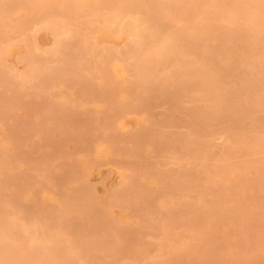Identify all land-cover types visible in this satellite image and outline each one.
Masks as SVG:
<instances>
[{
	"label": "rangeland",
	"instance_id": "374dc122",
	"mask_svg": "<svg viewBox=\"0 0 264 264\" xmlns=\"http://www.w3.org/2000/svg\"><path fill=\"white\" fill-rule=\"evenodd\" d=\"M53 1H57V0L48 1V3L49 2L52 3V5L51 3H49L50 4L49 6L51 7L45 8L48 4L46 3L45 4L46 6L45 5L42 6L43 10L41 7H40L41 9L39 8L43 12L42 11L39 12V10H36V9L35 11L33 10V13L35 12L33 15H36V16L32 15V18H33L32 22L29 21L31 19H29L28 16H30L31 18V15L29 14V12H27V11H31V14H32V10H30V8L27 7L28 3L26 2V0H20V1L19 0L18 1L17 0H5V6H4L5 9L0 11V13L2 12L1 14L2 16L5 14V16H3L4 20H2L3 18L0 15L1 21H3V23L0 24V43H1L0 45L1 46L3 45L2 44V41H3L5 46H8L10 44H11L10 46H12V43H13L14 46L12 47L16 48V49L11 48V52L8 54V56H6V54L4 55V53H1L2 52L1 50L5 47L2 46L3 48L0 50V53L3 54V55L0 54L1 56L0 58V160H1V163H3V164L0 163V165H2L0 167V247H1L0 248V260L3 259L0 262V264H17L19 262H20L19 264H24L23 263L24 260L20 259L22 261L21 262L19 258H16V257L18 256L20 257L22 255L21 258L23 259L26 258V255L28 254L29 249H31L33 246L34 248H32L30 251L32 250L34 251L37 249V251L40 250V253H41V250L43 249L41 253L42 255L40 254L41 256L43 255L45 256V253H47V252L43 253V251L45 250L49 251L50 249L54 250V252L51 251V254L53 252V255L47 256V254L50 253L48 252L46 254L47 257L45 256L43 257V260L41 258L42 261L41 260L39 261L40 257L39 259H37L39 254H37L36 256H33L34 254L32 255L31 253L32 260L30 261H33V262L30 263L28 259L30 256L29 257L27 256L28 260L26 261L28 262L24 261L25 264H45V263L49 264L52 258L58 257L59 259L64 260L65 258L67 259L68 256L69 258L67 260L69 261H66V260L65 261L69 263L70 261L73 260L74 262H71L72 264L73 263L74 264L76 263L77 264H81V263L82 264H148V263L151 264V262L155 264V262L152 261L155 259L157 262L156 264H160L164 262L165 261L164 259H166L165 262L172 259L171 260L172 262L168 261L169 264L170 262L171 264L173 263L174 264H264V195H263L264 194V174H263L264 170L262 167L263 165L261 163L264 160V99L262 98L264 97V38H263L264 37V17L260 18L259 20L260 22L258 21L255 24L256 26L254 25V23L248 21L247 19L249 15L257 11V8L255 7V5L257 4V1L252 0L251 3H249V2H246L245 0H196L199 3L201 2L199 4L198 2L196 3L195 0H192V1L188 0L191 2H188L186 0L188 3H190L191 6H189V4L184 0H169L167 3L163 5V8L160 9V12L158 11L157 13L155 11L153 12L156 14L155 16H157L156 17L157 21L158 22L160 21L161 23L163 22L166 25L164 26V24L162 23L159 26L161 27V25H163L165 30H163V27L159 28V30H155L156 32L157 31L160 32L161 33L160 35L162 36L158 37L157 34L159 33H156L155 31H153L154 30L153 27L152 28L147 27V30L145 29L144 34H145V37L147 35L149 37L147 36V38L141 39L142 43H144L141 45H139L141 41H140V38L138 37H131L133 35H130V36L128 35L129 38H133L130 40L125 34L124 35L126 37L122 34L118 35L119 36L118 37L117 35L114 34V32L111 33L109 30L111 29V31H113L112 27L110 28V25L112 24L108 25L110 29L106 28L108 27L107 25H105L107 23H103L101 18L105 16L108 17L113 13V6L112 4L110 5V3L113 2V0L103 1L101 2L103 4L100 3L101 4L100 5L98 3L95 6L98 12L102 13L100 14V17L97 20H93V19H96L94 17L96 16L95 12L94 13L92 12L94 11L93 8L92 9L89 8L90 10L87 8L90 11V13L88 12L87 9H85L86 10V13L84 12L85 14L80 13V15L82 16H79V18L77 19L78 23L76 21L73 22L74 18H72V23L75 25L73 24L70 25L73 29L70 28L72 29L71 30L72 32L70 31L71 34H69V36H66L67 34L66 30L64 31L63 24L62 25L60 24L62 21L61 19H63V17L61 15L59 17V13L57 15H54L55 17L56 16L58 17H56L55 19L57 21H55L56 25L53 26L54 27L53 30L51 29L52 27L50 28L49 26H47V24L48 25L50 24L45 22L42 19L43 17L42 14L50 16L52 9L50 10V12H47V9L48 8L50 9L55 6ZM146 1L151 2V0H146ZM152 1H154L155 6L157 7L159 6L158 2L159 3L161 2V0H152ZM210 1L211 3L208 4V2ZM22 2L23 3L25 2L24 6L21 5ZM181 2L182 3L185 2L189 6V10H188V6L184 3L181 4ZM260 2H259V5L261 4ZM262 4L264 5V0H262ZM102 5L104 9L101 8ZM176 5H178V7ZM185 6L187 7V9H185L186 8ZM26 7L28 10L26 9ZM180 7H181V11H180ZM44 8L46 9L47 13L44 11L45 10ZM138 8L139 9L135 8L138 10V12H136V10L134 9L130 12H127V14L131 13L132 15L129 17L136 18L138 16V18L142 20L143 18L142 16L144 15L143 8L142 7L141 8L138 7ZM175 8L178 9L177 13H176L177 10H174ZM182 8L184 9L182 10ZM99 10H102V12ZM185 10H187V13H185ZM37 11L39 13L41 12L42 13L39 14L37 13ZM168 11L169 13H167ZM173 11L175 12V14ZM87 12L89 16L92 14H95V15L92 16L93 18L88 20L90 17L87 15ZM164 12L166 13V16ZM171 12L173 13L171 14ZM159 13H160V18H163V19H160L158 17ZM206 13H208L209 17L205 18V16H207ZM24 14H25L24 18L29 19L28 20L29 24H27L26 27H23L24 29L18 27L19 29L13 30L15 29L13 27L14 24L16 23L15 21L21 20ZM72 14H73L72 17L77 16V14L75 13H72ZM179 14L180 16L182 14H185L183 15L185 17L182 16L185 19L183 20L184 24L182 25L180 23H183L182 21L183 18L181 17V21H178V19H180ZM85 15L89 17L88 19H84L87 21V22L85 21V24L88 26H85L83 22L84 21L83 18ZM128 15L125 14L126 17ZM161 15H164V17H161ZM129 17L127 19H131ZM223 17L225 18L228 17L229 19L228 18L225 19ZM57 18L58 19L60 18L61 21H59ZM80 19H82L83 21H81ZM124 19L127 21L126 18ZM124 19L122 17L121 20L125 22ZM42 20L44 21V23L43 22L38 23V21H42ZM91 20H93L94 23L93 22H91L92 24L88 23V21H91ZM100 22H102L101 23L102 25L100 24ZM62 23H65V22H62ZM79 23H80V26H82L83 28L82 27L78 28ZM204 23L206 24V26H207V23L210 25L206 27ZM44 24H46L45 27H44ZM57 24H60V25L58 26ZM217 24L218 26H220L219 27L220 29L218 28ZM142 25L143 24H140V26ZM173 25H175L176 28L172 27ZM179 25L180 27H177ZM198 25L199 27L196 29V26ZM102 26L104 29L106 28L108 30L107 31L106 29L104 31L101 30L103 29ZM167 26H170V28ZM210 26L212 27L214 26V27L209 29ZM64 27H65V24H64ZM69 27H65V28L68 29ZM84 27H87V30H88V33H87V30L85 32L86 34H88V37H86V35H84V37L85 39L88 38L90 42L87 40L86 41L89 44H87L86 41H82L85 39L77 38V36L79 37V34L81 32H82L81 34H85L83 31H85L86 28ZM187 27H188V30H187ZM173 28H175V30ZM241 28L244 31L245 39L243 37V33H242L243 31L241 30ZM70 29L67 30L68 33ZM150 29H152V32H150L151 31ZM178 29H180V32L177 34H179L181 37L179 35L178 36L180 38L177 37V39H180L178 41L179 44L177 43V39H175V42H173L175 45H178L176 46V49L174 47V49L171 51V52H175V54L171 53L173 57L172 55H170V53H168V55L166 56H161L162 60H159V58H155V60L158 59V63L157 61L156 63L159 64V67L158 66L156 67L157 64L154 63V60L150 62V63L153 62V65L148 63V65L150 64L152 67L154 66L159 69L162 67L164 68L166 66L165 68L166 70L161 69L160 70L161 72L159 73L161 74V77L163 76L162 77L163 79L160 77L162 80L156 82L158 80L159 75L156 76L157 74L155 75V72L157 73V71L159 70L155 68L156 71H152L154 67L153 68L151 67L152 68L151 69L149 68L150 66L147 69L145 67L146 70L144 69V71H140V73H138V71L134 72L136 71L135 70L136 68H133L132 66V69H134L133 71L134 73L141 74V72H144V74L145 73L146 74L145 75L141 74L142 77L138 76V74L134 75L136 77L135 78V77H132L134 73L132 72V69H131V71H129V74L130 72L133 73L132 75L130 74L131 75L130 77H132V82L128 83V81L129 82L131 81L130 80L131 78L129 79L127 77L128 80H126V83H128L129 87L134 82H139L138 84H140V87H143L144 85H142L143 84L142 82H144V84L145 83L148 84L150 81V80L148 81V78L151 79L153 77L152 75H149V74L154 73L155 78L157 79V80H154L156 83L155 82L153 83L150 81L151 83H149L148 85L150 86L152 85V83L153 85L154 84L156 85L157 83L159 84V86L161 85L159 88H161L162 92L165 91L163 92L164 94H166L165 97H163L164 94L158 88V84H157V87L154 86V88L150 86L151 88L155 90L154 93L153 92L151 93V90L153 91V89L148 88L146 84H145V87L141 88V90L139 89L140 87L139 88L137 87L136 90H134V88H132L131 86L130 90L131 89L134 90L135 93H133L134 91L131 92L132 90L130 91L129 89H127V91L133 94H130L129 92H127L126 89L124 90L123 87L127 85L124 80L126 76L128 75V74L125 75L124 73H126L127 70L131 68L129 63H127L129 67L126 66L125 60L128 59L131 55H132L133 60H136L138 56L142 54L145 47L150 48V51L153 50L155 47H157L155 48V50H153V51H156L158 48L162 47V44L158 47L159 45L158 42H160V39H162L160 37L170 35L169 33L171 32L175 33L174 31ZM198 29H201L202 32H200L201 30H198ZM213 29L215 30L217 29L218 31L216 30L217 31L216 32L214 30L211 33L210 30H213ZM78 30L79 32H77ZM166 30L167 32H165ZM194 30H197V31H194ZM208 30L210 32H208ZM247 30H249V32ZM148 31L151 34H148L149 33ZM203 31L208 33V35H206V33H203ZM235 31L238 34L241 32L242 35L240 34L239 37H242L243 39L242 38L237 39L238 34ZM73 32L74 34H72ZM153 32L156 33L155 35H157L156 37L155 35L153 36L154 39L157 38L156 39L157 41H154V39L152 40V38L150 39V37H152V35L154 34ZM184 32H187L189 35ZM197 32L198 33L200 32V33L198 34ZM213 32H215V34L217 35H215ZM33 33L35 34L34 35L35 37H33ZM110 33L113 36L110 39H105L111 36ZM21 34L25 35V37H28L27 38L28 42L29 40H31V38L36 39L35 41L32 40L29 42L30 45L33 42L36 43L35 45L36 47L35 48L27 47L29 46V44L28 43H27L28 45L26 44L27 41L24 43V41L22 40L24 36L22 37ZM81 34H80V37H82ZM181 34H185V35L187 34V37L189 36L190 39L189 38L186 39ZM192 34L193 36L194 34H196L198 38L194 39V37L190 36ZM259 34L262 35L261 36L262 38H260ZM19 35H21V38H19L20 37ZM196 35L195 37H197ZM59 36L60 37L62 36L61 39L58 38ZM208 36H210V38ZM247 36L250 38H247ZM67 37L70 39H68ZM120 37H122L121 40H120ZM183 37L185 40L183 39ZM252 37H254L258 41L255 42V39L252 40L251 39ZM257 37L260 39H258ZM57 38L60 40L63 39L64 41L70 40L71 48L74 44H76L74 42H76L77 39L78 40L80 39L78 42L79 43L85 42L87 45H89L88 46L89 49L87 50L88 47L85 43L83 44H85L87 48H84V49L81 48L82 44L79 45L77 43L80 49H82L81 52L80 51L78 53L73 52L74 47L72 49L70 48V50L68 47V50H67L65 47L70 46L69 41H67L66 46H62L63 48H61V46H58V45H55V47H53L54 42L58 41ZM64 38L65 39L67 38V39L65 40ZM124 38H127L128 41H126L127 39H124ZM4 39H6V41ZM19 39L22 41H20ZM55 39H57V41ZM145 39L146 41L148 39L149 42L148 41L147 42L149 44L144 42ZM193 39L197 43L192 42L191 40ZM228 39H231V40L228 41ZM250 39H251V42L254 41V43H256L255 46L253 42L251 44ZM181 40H183V42ZM188 40L190 42H188ZM125 41L127 42L126 44L128 46L124 44ZM136 41L138 42L140 41L138 45H135ZM198 41L203 42V43L199 44ZM153 42H154V45H152ZM155 42H157V46ZM186 42L190 43L189 48ZM210 42L212 44L216 43L215 44L216 46L214 44L212 45V47L215 46L213 50L212 48L210 49L211 47ZM116 43L120 47L116 46ZM122 43L123 45H126L127 47L123 46L125 51L123 50V53H120L119 52L120 50L122 52ZM173 45H172V48H173ZM90 46L91 48L94 47L95 49H91ZM133 46L134 47L137 46L138 48L142 46L143 48L141 47L135 50ZM193 46H194L195 51H193ZM177 47L179 48L185 47L186 48L185 52L188 54L190 53L189 56L191 55V57L192 56L195 57L196 62L193 61L194 58L192 57L193 59L191 61L193 62L192 63L193 65L190 64L191 61H189L188 63V60L190 58L187 59V57L189 56H185L186 54L182 56L180 53L183 51L179 49L180 51L177 52L178 50ZM58 48H61V52L62 51L64 52L68 62L66 61V59H65V62L62 61L64 60L63 52L61 53L60 49ZM106 48H111L108 50L110 51L113 50L112 51L113 54L110 53V51L106 50ZM117 48H119V51L117 50ZM125 48H127L128 50ZM129 48L133 50L129 51L130 50ZM203 48H205L206 50L204 51ZM52 49L54 51H52ZM190 49L192 50V52H190ZM66 50L71 52V54L68 52L69 55H67ZM104 50L105 52L108 51V53H110L111 55V56H109V54L107 55V52H106V55L108 56V58L110 57L108 60L106 58L100 57L101 54H99L100 56L98 55V51L100 53L102 52L103 54ZM137 50H140V51L143 50V51L140 52L138 55H136L138 53ZM29 51L31 52V54L35 53L36 57L37 56L39 57L38 58L39 61H37L38 59H36L34 55H32L33 59L29 58V60H31L32 62L33 60L34 62L36 61V63L34 64L35 66L31 64V61L27 60L28 59L27 55ZM133 51L134 53H132ZM196 51L198 52L196 53ZM72 52L75 54V56L79 54V58H78V55H77V58H74L75 56L72 54ZM82 52H83V55L81 56L80 54H82ZM94 52H96L98 56L96 55V53L93 54ZM127 52H130V55ZM200 52H202V54L198 57V54ZM193 53L196 55L194 56ZM176 54L179 55L178 58L182 56L180 58L181 64H179V66L177 64L179 63L180 59L176 57ZM92 55L93 57H91ZM112 55L114 56L113 58H111ZM122 55L128 58L125 57L126 59H124V56L122 58ZM67 56L71 59L68 60L69 58ZM103 56H105V54ZM120 56H121V59H123L124 61L122 60L121 62V60H118ZM205 56H206L205 58L206 61L204 60ZM174 58L175 59L177 58V59L175 60ZM105 59L106 61H111V60L113 61L114 59H117L118 63H123L126 66V67L123 66V68H125L126 70L123 73V76L125 78H123L122 76V79H124L122 81L123 84L120 82L121 79H119V81H115V79L117 80V78L110 76L111 75L110 70L108 71V69H110V65L117 61L110 62V63L106 62V64H108L109 67L105 71L104 70L106 69V65L104 64ZM186 59H187L186 64H188L189 66L183 63V61L184 60L186 61ZM244 59H246V61H243ZM75 60L76 62H74ZM133 60H131L130 62L133 63ZM173 60L178 63L176 64L175 62H173ZM89 61H91L90 62L91 64H88ZM62 62H63V66H61L62 67L61 69L63 71V74H61L62 71L59 68L60 70H57L58 74H57V71H55L56 74L53 73L52 76L50 74H47L48 77L46 76L47 77L46 81H44L45 76L43 75V72L46 74V71H48L49 69H53V68L58 69L57 65H61ZM69 62L71 63L70 65H72L76 70L72 69L71 66L69 67V65H65V64H68ZM163 62L167 64L164 66L161 65ZM170 62H173V65H170L171 64ZM197 62H199L200 65ZM92 64L93 66L98 67V70L97 68L95 69V67L93 69ZM100 64L102 67L105 65V68L102 69L101 66H99ZM182 64L183 66L185 65L186 66L183 67L181 66ZM194 64H197L198 66L195 67L196 65ZM64 65H65V68H64ZM66 66L68 67V69ZM167 67L169 68L167 69ZM170 67H173V68H170ZM88 68H90L91 70L88 71ZM191 68H193V70L194 69L196 70L194 71L189 70ZM219 69H222V70L220 71ZM101 70L102 71L104 70V73H107V75L105 74L107 78L104 75H102L103 77L100 75L102 74ZM167 70H168V73L170 74L173 72L172 78H171V75L170 76L168 75V73L165 74L166 76L162 75V73L163 74L164 72L166 73ZM198 70L200 71L202 70V72L203 71L204 72L201 74V72H198ZM214 70H216L215 72H218L217 70H219L218 73L220 72L221 73L217 74L214 72ZM59 71H60V75H59ZM64 71L66 72L64 73ZM190 71L191 72L193 71V74L195 73L194 75H192V73L188 74V76L192 75L193 78H191V80H190V76L189 77L186 76V73L188 72L190 73ZM48 72L52 74L51 71H48ZM181 73H183L182 75L186 76L185 78L187 79L186 80L183 77L182 78L183 80L182 79H181L182 81L180 80L181 85L183 86H180V82L178 83L179 80L176 79V77H179V78L182 77L181 75H177ZM197 73H200L199 75H201L202 77H198ZM77 74L80 76H78ZM174 74H176L177 76L175 77ZM41 75L43 76L41 77ZM146 75L148 78L146 77ZM39 76L40 78H38ZM99 76L103 79L105 77V79L104 80L102 79L103 80L102 81ZM143 76H145V79L147 78L146 81L148 82L142 80L141 81L142 84H141L140 79L142 78L144 79ZM149 76H151V78ZM194 76H195V80L199 78L195 82L192 81L194 80ZM84 77L85 79L83 80L80 79ZM78 78L80 79V82ZM165 78L166 79L168 78L167 81H169L170 79L172 80L171 82L176 81L177 86H180V87L176 86V88L173 87V89L175 88L178 91L177 93H175L176 92L175 89H174L175 92L171 89L172 87L170 86V83H171L170 81L168 85L165 84V82L167 83ZM200 79L202 80L201 83H200ZM204 79H205V83L203 81ZM211 79L213 80L211 81ZM88 80H89L90 85L84 86L88 84L87 82ZM104 81H107V82H104ZM110 81H111V85L108 86V83L110 84ZM161 81H163L162 82L163 84H161ZM39 82L40 84L43 85V87L39 85L40 89L37 87ZM85 82H87V84H85ZM116 82L117 83L120 82L121 83L119 84L120 86L123 85L121 88L124 92L119 88L120 86L118 87V84ZM206 82H208V85ZM210 82L215 83V85L217 83L216 87L214 86V84L212 85V83ZM80 83L82 84L84 83V84L82 85ZM176 83L174 84V86L176 85ZM196 83L198 85H195ZM114 84H116V86ZM138 84H135V85L139 86ZM184 84H186L187 86L185 87ZM258 84L260 85L258 86ZM98 85L102 86V88L98 87ZM193 85L195 86L196 90L193 89L194 87ZM110 86H114L116 89H120V92L116 91L114 87L111 89ZM35 87L38 88L39 91L41 90L40 93L39 91H36ZM146 87L148 88V90H150V93L152 95L149 94V91L148 93H146L147 90H144V88ZM163 87H164V90H162ZM182 87H185V88H182ZM71 88L72 90L73 88H75V90L72 91ZM103 88L106 89L107 91L105 90L106 91L105 92ZM165 88L168 91L171 90L170 94L167 92V90H165ZM180 88H182V90ZM239 88H240V92L236 94V92L239 91ZM193 90L195 93L198 91L199 95H197L198 93L194 94ZM199 90H201V93L199 92ZM112 91H116V93ZM136 91L140 95L142 101L140 100L139 95L137 96ZM210 91L211 93H209ZM206 92H208V95L206 94ZM226 92H228L230 96ZM232 92L234 93V95H236V96H233L234 98L231 97V95H233ZM171 93H173V95ZM213 93L215 94L216 97H214ZM259 93H261L262 95H260ZM33 94L35 95V97L33 96ZM204 94H206L207 97ZM210 94L213 95L212 99L214 98V100L210 98L211 97ZM134 95L137 96L136 99L133 98ZM168 95L170 96V98L168 97ZM202 95H204V97ZM240 95L241 97H238ZM198 96H200L201 99H199L200 97ZM218 96L220 97V99ZM259 96H262V97L259 98ZM202 97L205 99H202ZM206 98L209 100H206ZM227 98L229 99L231 98V101L228 100ZM238 98L239 100H237ZM137 99L140 101H138ZM233 99H236L237 103ZM169 100L172 102L171 104L173 106L170 105ZM240 100L242 101L246 100L245 101L246 106L244 105V102H243L244 106L243 105L240 106V103L242 104ZM212 101H214L215 103H213ZM221 101L223 103H226L224 104V107L226 106L225 108H227V110L225 111L223 110L225 108L223 107V103ZM128 102L131 103L129 104V106H132L129 108L130 111L128 110ZM220 102L222 105L220 104ZM136 103L137 105H135ZM51 104L55 108L51 107L52 106ZM199 104L201 105L203 104V105L201 106ZM205 105L209 107L207 106L205 107ZM210 105H212L213 108L216 107L218 111L213 110V108L210 107ZM235 105L237 108L238 107L240 108L239 110H241L242 113L241 111L239 112V110H235ZM123 106L124 107L126 106L125 107L126 109ZM141 106L142 107L144 106V108L142 109ZM194 106L195 107L200 106L198 107L199 111L197 110L198 108H195ZM219 106L220 108L221 106L223 107L222 109L223 111L220 108L218 109ZM122 107H123V110H122ZM173 107L174 108L176 107V109H173ZM191 107H193L194 110H192L193 108ZM204 107L207 109L209 108L208 112H211L210 110H212V115L211 113L206 112L207 109L205 110ZM244 108L245 110H243ZM188 109L189 111H191L189 115H188V112H189ZM48 110H53L56 113L53 111L50 112ZM200 110L202 111L203 114H201ZM228 110L230 111V113ZM234 110L236 111V113L238 111L237 113V117L239 116L238 119L237 117H233L235 114V112H233ZM192 111H195V112L193 113ZM221 111L223 113L224 112L226 113L223 114ZM197 112H199L200 114H198ZM215 112H216V115L215 114L213 115V113ZM218 112H220L221 115L223 114L222 116L223 118L221 117L222 120L220 119L221 115L218 114ZM117 114H120L119 115L120 117ZM194 114H198V115H195L196 117L194 116L196 119L193 116L190 117V115H194ZM205 114H208V115H205ZM199 115H201V117H198ZM209 115L213 117L211 116L209 117ZM36 116L38 118L37 121L36 119H34L36 118ZM114 116L117 119H114V125H113ZM121 116H122V120L128 121V122L125 121L128 124V126H126L127 124H123L124 121L120 120ZM214 117H216L217 120L216 118L214 119ZM201 118H204V119H201ZM235 118L237 120L234 121ZM190 119L192 120V122L193 120H195L194 122L196 123L195 126L193 125L194 123L190 121ZM205 119H207L208 124L206 123ZM67 120H71V121H67ZM149 120L150 122L152 121L151 124H149L150 123ZM224 120H227V121L230 120V121L227 124V122L225 123ZM118 121L119 122L122 121V122L119 123ZM159 121L161 122V124L159 123ZM186 123L187 124L191 123V126L193 128L191 126H190L191 129L187 127ZM120 124L121 125L123 124L124 126L123 125L121 126ZM148 124H149V128L146 130L147 133H145V130L143 131L142 127L144 129V125H146L145 126V129H146ZM119 127H123V129ZM140 129L142 130V132H144V135L140 131ZM138 131L142 133L140 134L142 136L138 135L140 132L136 135L140 136L141 138L143 136L145 137L144 140L142 141L140 137L136 136L139 138V141H142V142H139L137 140L138 138H134L135 137L134 134L137 133ZM228 134L233 137L229 136ZM238 134H240V136ZM227 135H228V138H226ZM242 135H243L242 140L245 137L246 139L253 138V140L252 141L248 140L249 141L248 143H247V140L243 142L240 139ZM131 137L134 138V140ZM127 138H130V140L131 139L133 140L134 143H131L133 147H131L132 145L128 142L129 139L126 141ZM172 138H178V139H174L176 140L174 141ZM189 138L191 139V141ZM235 138H236V142L237 140H241L243 143L241 141H238V143L240 144L239 145L238 143L235 142ZM135 140H137L138 142L137 141L135 142ZM180 140H182L184 144L181 143ZM230 141L231 142L233 141L236 144L231 143ZM127 143L131 145L130 148L125 146ZM151 143H152V146L156 145V147L154 146L150 148L149 145H151ZM227 143L228 144L230 143V144L228 145ZM250 143L251 144L253 143L252 144L253 146H251ZM231 144H233V146L235 147H233ZM97 145L99 146L101 152L100 151L98 152L97 149L99 148ZM241 145L242 147H240ZM127 146L129 145L127 144ZM205 146L206 148H208L207 151L210 149V152L209 151L207 153L203 152L205 154L204 156V154H202L201 152L206 151ZM231 146L233 148L232 150H230ZM111 147H116L117 149L111 148ZM222 147H224V149L226 150L223 151ZM212 148H213V152L211 151ZM254 148H255V151H257V153L256 154L253 152L249 153L250 151H254ZM111 149H114V150H111ZM234 149H235V152H234ZM220 150H222L221 152L222 155L220 153ZM185 151L188 152L189 154L186 153ZM191 151H193L194 153ZM230 151L231 152L233 151V152L230 153ZM197 152L200 156L196 154ZM228 153L230 154L228 155ZM8 154H11V155H8ZM204 158L207 159L206 162L204 161ZM247 159L250 161V163L249 161H247ZM191 163L192 164L194 163L193 164L194 167H192ZM205 163H206V166L203 165ZM251 163H254L255 165L254 164L251 165ZM239 164L241 165V167ZM217 166H219L220 168ZM260 166L262 167L261 169L262 172L259 168ZM207 167H209V169ZM221 167L222 168L227 167L225 170L231 169L230 167H232V169L234 168L233 170H235V168L238 167L236 169L237 173L235 171L230 172L229 174L226 175V178H225L224 173L221 172L222 171ZM243 167L246 170L247 168L249 169L246 172H244L245 169ZM189 168L191 172L189 171ZM212 168H215V169L212 171L211 170ZM240 168H242L241 171H240ZM203 169H206V170L204 171ZM217 169H218V172H217ZM60 170L64 171V173H62ZM179 170H181L180 174H182V172L188 171L189 173H193L194 176H192L193 174H190V176L188 175L189 176L188 177L186 175H183L184 174L183 173L182 175L184 179H182V175L181 176L178 175ZM194 170H196L197 173L193 172ZM206 171L207 173L205 174ZM208 171L210 173H208ZM215 171H216V174H215ZM258 171H260L261 174L263 175H261L260 173L258 175ZM239 172L242 174V176ZM238 173L240 176L237 179L239 180L236 179V177H238ZM134 174H135V177H132ZM175 175L179 177H177L176 179V177L174 178ZM205 176L209 177L208 178L209 181L207 180V177ZM223 176L224 178H222ZM151 177H156V179L155 178L153 179ZM191 177L193 178V180ZM201 177H204L206 179L204 178L201 179ZM218 178H220L221 180ZM72 179L73 180L75 179V182H73ZM259 179H262V181ZM196 180L201 181L199 182L200 184L199 187H198L199 184L197 183ZM177 181L179 182V184L180 182H184L185 184L182 183L184 184V186L183 185L181 186V184L178 186ZM187 181L188 183H186ZM53 182L55 184L58 183L57 185H55L56 187L54 186ZM129 182H133V183L129 184ZM123 183H126V184L128 183V184L124 185ZM175 183L177 186H175ZM79 184H81L82 186L83 185L86 186L85 187L86 189L84 187H81L82 190L81 192H79L80 188L78 189L77 187L79 186ZM121 184H123L121 187L125 189L124 190L125 193L127 189H129L127 191L128 193H126L125 195L122 192L123 189L120 187ZM222 184H223V188H222ZM72 185L76 186L78 190L76 191V193H75L76 189L74 190V195H76L77 192L84 194V196H81V194L79 195L78 193V195L82 197L81 200H80V197L79 199H77L78 197L76 196L78 195L73 196V188H76V187H73ZM33 186L35 188L33 190H35V193L37 194V198H38L37 199L35 197L36 200L33 198L35 194L33 197H31L29 195L30 193L29 194L26 193L29 191L30 192L33 191L32 190ZM65 186H66V189H65ZM125 186H127V188H125ZM185 186H187V188L190 186V188L188 189L183 188ZM41 187L43 188L42 197L38 196L40 194L37 193V191ZM118 187L122 190L117 189ZM225 187L227 188L229 187V188L224 189ZM231 187H234L232 188L233 190L231 189ZM250 188H253L252 189L253 192L251 191ZM44 189L48 190L49 194L54 196V198L50 196L51 197L50 199L47 196L49 195L47 192H46L47 194L45 195L47 197H45L43 195V193H45ZM83 189H85L84 192H82ZM116 189L121 191L123 194L124 201L122 200L121 201L124 202L123 203L124 207L121 205H118V203H116V199H113L114 191L116 192L115 196L117 194L115 198L121 195L120 192H118ZM229 191H231L230 193H228L229 195L224 193V192L227 193ZM65 193L67 194L69 193L68 195L69 198L66 199ZM60 196L61 198L62 196H64V200L66 199V201H64L65 203L64 205H67L68 206L67 208L69 210L70 209L72 210V212H70L71 214H68L67 211L69 210L64 211L66 210L65 208L63 211H60V214H57L59 213V208L61 209L62 207L61 205L63 202V201L61 202ZM72 196L74 198H72ZM85 196L87 197L86 199L87 201H88V198H90L91 200L88 203L86 200H84L85 202L82 204L85 206V204L87 203L86 207L89 205V208L87 207L88 211L83 210L82 205L78 202L77 203L80 204L81 206L79 205V207L77 208L78 210L77 209L76 210L79 211L80 209V211L77 212L76 210H73L76 207L73 206L74 204H71L72 207L70 206V203H72L70 202V200L72 201L73 199H76V200H79V202H83V199H85ZM44 197L45 199H43L41 202V204L43 205L39 203L37 204L38 202L37 200L41 201V198H44ZM225 197H228V198H225ZM46 198H49V200ZM67 200H69V202ZM121 201L119 200V204ZM213 201H215V203H213ZM235 201H239V202L236 203ZM33 202L36 203V205L32 204ZM66 202H68L69 205L66 204ZM75 202L76 201H74L73 203ZM232 203H236L235 205L239 203L240 206L239 205L234 206V204L231 205ZM126 205H128L130 208H128V206ZM222 205L224 207L228 206V209L226 210L227 207L223 209ZM217 206L218 208L220 206L221 209H218ZM86 207L84 208L86 209ZM138 207L140 208L145 207V208L141 210ZM170 207L174 209V214L175 215L177 214V216H174L173 213H172V216H169L170 212L171 211L173 212V210ZM177 207L180 208L179 209L180 211H178ZM176 209L179 212V214L176 212ZM182 209L184 210V212ZM205 209L208 211L207 212L204 211ZM212 209H218V211L221 212V214L218 212V214H220V218L218 214H215L217 213V210H214L213 214L211 213L213 211ZM202 210L206 213V216ZM168 211L169 213H167ZM61 212H63V214ZM195 212L196 213L200 212L204 215L202 217L201 216L202 214L199 215V214H196ZM166 213L168 215H166ZM138 214L141 215L140 216L141 218L138 217L139 216ZM165 216L167 217L169 216L168 217L169 219L171 217H174L175 220H173V218L169 220ZM191 216L194 219H191L190 218ZM210 216L211 218H209ZM196 217H198L199 220L198 218L196 219ZM138 218L140 220H138ZM164 218H167L169 221L166 222ZM89 219L91 222L88 223ZM218 219H220V221ZM171 220L173 221V224L170 223ZM194 220L195 221L197 220L199 222L197 221L195 222ZM206 220L207 222H205ZM23 221H26L27 223L29 222L28 225L30 229L28 226H26L29 232H26L27 230L26 228L23 229L25 225ZM163 221L166 222L165 223L166 225L164 224ZM191 221L193 223H191ZM21 222H23V224ZM113 222L118 223V225L115 224L116 225L115 226ZM35 223H38V224L36 225ZM162 223L166 227H164ZM181 223H184V225ZM205 223L206 225L207 223L208 224L210 223L209 224L210 226H208L209 228L205 225ZM20 224L23 226L21 227ZM32 224L33 226L36 225L35 226L36 229L35 227L32 226ZM200 224L204 225V227ZM113 225L115 227H113ZM127 225H128V230L132 229V231L130 230L129 233L128 231H126ZM185 225H187L186 226L187 228H184ZM56 226L57 228L58 227L59 228L57 229ZM118 226L120 228L124 226L123 228L125 231L123 232L122 229H120L119 231L116 230L117 231V235H116L113 232L116 227L117 229H119ZM173 227L175 228L173 229ZM195 228H198V229H195ZM207 228H208V231L206 230ZM45 229H47L46 230L47 234L46 233L45 234L48 236L50 235L49 237L46 236L47 238L50 239L49 242H48V239L45 237V234L43 233L45 232ZM56 229L57 231L60 229L59 230L60 234L57 233ZM168 229H171V230H169L168 232ZM201 229H205L206 232H204L205 230H203L204 232L203 233ZM34 230H37V231H34ZM42 230L44 231L42 232ZM101 230H103L104 232L102 231L101 233ZM198 230L199 232L202 233V235L198 232ZM65 231H67L68 235ZM33 232L35 233V235L38 234L39 236L42 232L44 235L41 234L40 237L43 238L44 236V238H46L47 240L46 239L44 240L43 238L42 239L43 241L39 242V239H40V238L38 239L39 236L33 237L34 234L33 235L31 234ZM61 232L63 233L65 232V233L62 234ZM162 232L164 234L165 232L166 233L168 232L167 240L166 238H163ZM171 232L173 233L171 234ZM174 232L176 234H174ZM52 236L55 238L54 241L52 240L54 239L52 238ZM166 236L167 234L164 235V237ZM170 236L175 237V238L178 236L179 237L176 239L174 238V241H175L174 243L173 239L171 240ZM90 237H92L93 239L95 238V239L94 240L92 238L89 239ZM160 237H162L161 239H165L167 243L165 242L166 243L165 244L164 240L160 241ZM36 239H38V242L35 241ZM106 239L108 241H106ZM46 241H47V244L44 243ZM168 241H172V242L168 244ZM42 242L44 243L43 248L42 246L38 245L39 243L40 245H42L41 244ZM107 242L108 244L110 243L109 247L106 245ZM101 243L103 244V246ZM161 243H163L162 246L165 244V247L172 245V244L175 246L172 245L174 247L173 249L172 248L170 249L171 246H169V250L165 248L164 246L162 248L161 247L159 248ZM181 243H185V246L182 245ZM29 245H33V246L30 247ZM189 245H190V248H188ZM20 246H24V247H21L20 249ZM56 246L59 248L61 247L63 252L62 251L60 252L58 250L57 252L55 250ZM104 246H107V247L104 248ZM179 246L181 247L179 248ZM182 246L188 249L184 250L183 248L184 250L183 251ZM25 247L27 248L29 247V249ZM175 247L177 248L178 251L174 250ZM17 248L20 249L21 254L19 253V250H17ZM15 250L17 251L15 253H17L18 255L14 254ZM25 250H27L28 252ZM167 251L169 253L171 252L170 255L172 256L167 255L166 254ZM175 251H177L178 253H180L181 251L182 253L179 255ZM59 252L62 253V255ZM54 253H55V256H54ZM56 253H59V255ZM64 254H67L68 256L67 257L65 256L64 258ZM165 255L166 257H168V259L164 257ZM176 256L181 257L179 259V261L181 260L180 262L177 261L178 258ZM160 258H163V259H160ZM34 259H37V260L35 261ZM14 260L19 261V262L15 263ZM56 260L57 258L53 261H56ZM53 261H51L52 264H53ZM158 261L159 262L162 261V262L158 263ZM162 264H166V263H162Z\"/></svg>",
	"mask_w": 264,
	"mask_h": 264
},
{
	"label": "bare ground",
	"instance_id": "6f19581e",
	"mask_svg": "<svg viewBox=\"0 0 264 264\" xmlns=\"http://www.w3.org/2000/svg\"><path fill=\"white\" fill-rule=\"evenodd\" d=\"M17 1H18V0H17ZM19 1H20V0H19ZM48 1H49V0H48ZM48 1H46V0H26V2L28 3V4H27V7H29L30 10H32V14H31V11H27V12H29V14L31 15V18H30V16H28V14H27L28 18L31 19V20H29L28 18H24V16H25V14H24L21 20H19V21H18V20L15 21V22H16L15 24L13 23L14 26H13V25H12V26L15 28V29H13V30H16V29H19V28L24 29L23 27H26V25L29 24V21H30V22L33 21V20H32V19H33V18H32V15L35 13V12L33 13V10L35 11V9H36V10H39V12L42 11V10H43L42 6L45 5L46 3H48ZM51 1H52V0H51ZM58 1H59V2H58ZM64 1H65V0H63V1H62V0L53 1L55 6L53 5L54 7L50 8V9H49V8L47 9V12H50V10L52 9V10H51V13H50V16H49V15L47 16V15H43V14H42V16H43L42 19H43L45 22L49 23L51 26L48 25V24L46 23L47 26H49L50 28L52 27L51 29L53 30V28H54L53 26L56 25L55 21H57V20H55V19H56V17H58V16L55 17L54 15H57V14L59 13V17H60V15H61V16L63 17L64 21H63V19H61V20H62V21H61L60 18H59V19L57 18V19H58L59 21H61V23H60L61 25L63 24V30H64V31L66 30V33H67L66 36H69V34H71V32H72L71 30L73 29V28L70 26L71 24H73V23H72V18H74V21H73V22L76 21V22L78 23V20H77V19L79 18V16H82V15H80V13H81V14H82V13L85 14V13H86V10H85V9H87V8H88V9H89V8L92 9V8H93L94 11H92V10H91V11H92L93 13L95 12V14H96V16H94L96 19H93V20H97V19H99L100 14H102V13L98 12V10L95 8V6H96L98 3L100 4L101 2L106 1V0H66L65 2H64ZM168 1H169V0H161L160 3L158 2L159 6L157 7V6H155L154 1H152V0H151V2H147L146 0H142V1H141V0H113V2L110 3V5L112 4V6H113V13L111 12L112 14H111L110 16H108V17L105 16V17H102L101 19H102L103 23H107V24H105V25H107V26L110 25V24H112V25H110V28L112 27V30H113V31H111V29L109 28V26L106 27V28H109V29H110L109 31H110L111 33L114 32V34L117 35V36H118V35H121V34H122V35L125 34V35L128 37V39H130V40L133 39V38H129V36H130V35H133V36H131V37H138V38H140V41H141V39L147 38V36H148V35H147V36L145 37V34H144V31H145V29L147 30V27H149V28H152V27H153V29H154L153 31H155V30H159V28H162V27H163V25H161V27H159L160 24H162L163 22L161 23V22L159 21V22H160V23H159V22L157 21V19H156V17H157V16H155L156 14L153 13V12H154V11H155L156 13H157V11L160 12V9L163 8V5H164L165 3H167ZM184 1H186V0H184ZM187 1H188V0H187ZM187 1H186V2H187ZM191 1H192V0H191ZM191 1H188V2H191ZM195 1H196V0H195ZM245 1L251 3L252 0H245ZM256 1H257V4L255 5V7L257 8V11L254 12V13H252L251 15H249L248 18H247L248 21L254 23V25L260 20V18L264 17V5L262 4V0H256ZM260 1H261V2H260ZM56 2H58V3H56ZM188 2H187V3H188ZM197 2H198V1H196V3H197ZM259 2L261 3L260 5H259ZM8 3H9V2H8ZM49 3H51V2H49ZM49 3L47 4V6L45 5L46 7H45V6H44V7H45V8H47V7H51V6H49V5H50ZM105 3H106V2H105ZM155 3H156V2H155ZM169 3H170V2H169ZM169 3H168V4H169ZM183 3L186 4L185 2H183ZM183 3L181 2V4H183ZM198 3H199V2H198ZM200 3H201V2H200ZM200 3H199V4H200ZM210 3H211V1L208 2V4H210ZM24 4H25V2H24V3L22 2L21 5L24 6ZM101 4H103V3H101ZM101 4H100V5H101ZM107 4H108V3H107ZM156 4H157V3H156ZM168 4H167V5H168ZM172 4H173V2H172ZM188 4H189V6H191L190 3H188ZM51 5H52V3H51ZM100 5H99V6H100ZM179 5H180V4H179ZM186 5H187V4H186ZM4 6H5V0H0V11L5 9ZM170 6H171V5H170ZM176 6L178 7V5H176ZM180 6H181V5H180ZM187 6H188V5H187ZM189 6H188V10H189ZM244 6H245V4H244ZM27 7H26V9H27ZM40 7L42 8V10H40V9H41ZM104 7H105V5H104ZM109 7H110V6H109ZM138 7H140V8L142 7V8H143V14H144V15L142 16L143 18L141 17L142 20H140V18H138V16H137V17L135 16L136 18H131V17H129V16H132L131 13H128V14H130V15L127 14V12H130V11H132L133 9L136 10V12H138V10H137V9H139ZM165 7H166V6H165ZM185 7H186V6H185ZM209 7H210V6H209ZM23 8H24V7H23ZM39 8H40V9H39ZM45 8H44V9H45ZM97 8H98V7H97ZM101 8L104 9V8H103V5H102ZM135 8H137V9H135ZM157 8H158V10H157ZM169 8H170V7H169ZM88 9H87V10H88ZM90 9H89V10H90ZM98 9H99V8H98ZM106 9H108V8H106ZM110 9H111V8H110ZM183 9H184V8H182V10H183ZM185 9H187V7H186ZM27 10H28V9H27ZM48 10H49V11H48ZM84 10H85V11H84ZM89 10H88V12L90 13ZM96 10H97V11H96ZM165 10H166V9H165ZM174 10H177L176 13L178 12V9L175 8ZM44 11L46 12V9H45ZM99 11L102 12V10H99ZM103 11H104V10H103ZM108 11H109V10H108ZM141 11H142V10H141ZM170 11H172V10H170ZM180 11H181V7H180ZM200 11H201V10H200ZM25 12H26V11H25ZM39 12L37 11V13H39ZM42 12H43V11H42ZM42 12H41V13H42ZM47 12H46V13H47ZM84 12H85V13H84ZM88 12H87V15L89 16ZM109 12H110V11H109ZM109 12H108V13H109ZM125 12H126V13H125ZM134 12H135V11H134ZM162 12H163V11H162ZM165 12H166V11H165ZM165 12H164V13H165ZM173 12H174V11H173ZM173 12H171V14H172ZM182 12H183V11H182ZM182 12H181V13H182ZM3 13H4V12H3ZM41 13H39V14H41ZM72 13L77 14V16L72 17V16H73ZM103 13H104V12H103ZM124 13H125L126 15H128V16L126 17ZM132 13H133V12H132ZM140 13H141V12H140ZM167 13H169V11H168ZM185 13H187V10H185ZM199 13H200V12H199ZM199 13H198V15H199ZM1 14H2V12L0 13V15H1ZM51 14L53 15V17H52ZM71 14H72V15H71ZM95 14L90 15V16H89L90 18L87 17L86 15L84 16V18H83V17H82V18H83V20H84V19H88V18H89L88 20H90L91 18H93L92 16L95 15ZM141 14H142V13H141ZM141 14H140V15H141ZM162 14H163V13H162ZM174 14H175V12H174ZM174 14H173V15H174ZM206 14H207V16H205V18H206V17H209V16H208V13H206ZM206 14H204V15H206ZM157 15H158V14H157ZM183 15H185V14H182L181 16H180V14H179L180 19H178V21H181V17H182ZM186 15H187V14H186ZM1 16H2V15H1ZM3 16H5V14H4ZM3 16H2V18H3L2 20H4V17H3ZM27 16H26V17H27ZM33 16H36V15H33ZM124 16H125V17H124ZM165 16H166V13H165ZM174 16H175V15H174ZM176 16H177V14H176ZM179 16H178V17H179ZM202 16H203V15H202ZM210 16H211V14H210ZM224 16H225V15H224ZM75 17H76V18H75ZM85 17H86V18H85ZM122 17H123V19H124V18L127 19L128 17L131 18V19H127V21L124 19L125 22H123V21L121 20ZM139 17H140V16H139ZM158 17L160 18V13H159V16H158ZM161 17H164V15H161ZM183 17H185V16H183ZM183 17H182V18H183ZM213 17H215V16H213ZM23 18H24V19H23ZM39 18H40V16H39ZM186 18H187V17H186ZM200 18H201V17H200ZM203 18H204V17H203ZM223 18H225V17H223ZM226 18H228V17H226ZM226 18H225V19H226ZM244 18H245V17H244ZM75 19H76V20H75ZM160 19H163V18H160ZM175 19H176V18H175ZM228 19H229V18H228ZM28 20H29V21H28ZM37 20H38V19H37ZM39 20H40V19H39ZM43 20H42V21H38V23H39V22H43V23H44ZM80 20L83 21L82 19H80ZM80 20H79V21H80ZM93 20L88 21V23L92 24L91 22H93ZM158 20H159V19H158ZM176 20H177V19H176ZM183 20H185V19L183 18L182 21H183ZM186 20H187V19H186ZM200 20H201V19H200ZM200 20H199V22H200ZM204 20H205V19H204ZM208 20H209V19H208ZM211 20H212V19H211ZM59 21H58V22H59ZM85 21H86V20L83 21L84 24H85ZM163 21H164V20H163ZM206 21H207V20H206ZM230 21H231V19H230ZM0 22H1L0 24L3 23V21H1V17H0ZM34 22H35V21H34ZM62 22H65V23H62ZM86 22H87V21H86ZM185 22H186V21H185ZM208 22H209V21H208ZM259 22H260V21H259ZM88 23H87V24H88ZM93 23H94V22H93ZM101 23H102V22H100V24H101ZM108 23H109V24H108ZM179 23H180V22H179ZM231 23H232V22H231ZM46 24H44V27L46 26ZM60 24H57V25L59 26ZM64 24H65V27H69V26H70L68 29L72 28V29L69 30V33L67 32L68 29L64 27ZM140 24H143L144 26H143V25L140 26ZM163 24H164V23H163ZM175 24H176V23H175ZM180 24H181V25L184 24V21H183V23H180ZM199 24H200V23H199ZM204 24H205V23H204ZM73 25H75V24H73ZM73 25H72V26H73ZM76 25H77V24H76ZM78 25H79L78 28L82 27V26H80V23H79ZM82 25H83V24H82ZM101 25H102V24H101ZM103 25H104V24H103ZM177 25H178V24H177ZM196 25H197V23H196ZM209 25H210V24L207 23V26H209ZM214 25H215V24H214ZM85 26H88V25L85 24ZM164 26H166V25L164 24ZM183 26H184V25H183ZM205 26H206V24H205ZM205 26H204V28H205ZM207 26H206V27H207ZM217 26H218V24H217ZM255 26H256V25H255ZM18 27H19V28H18ZM56 27H57V26H56ZM97 27H98V26H97ZM97 27H96V28H97ZM167 27L170 28V26H167ZM172 27H175V25H173ZM177 27H180V25L177 26ZM181 27H182V26H181ZM198 27H199V25L196 26V29H197ZM200 27H201V26H200ZM213 27H214V26H213ZM213 27L210 26L209 29H210V28H213ZM219 27H220V26H218V28H219ZM59 28H60V27H59ZM61 28H62V26H61ZM61 28H60V29H61ZM74 28H75V27H74ZM76 28H77V27H76ZM78 28H77V29H78ZM82 28H83V27H82ZM84 28H86L85 31H83V32L85 33L86 30H87V27H84ZM100 28H101V26H100ZM102 28H103V26H102ZM106 28H105V29H106ZM175 28H176V27H175ZM175 28H173V29L175 30ZM182 28H183V27H182ZM201 28H202V27H201ZM215 28H216V27H215ZM218 28H217V29H218ZM221 28H222V27H221ZM244 28H245V27H244ZM105 29L103 28V29H101V30L104 31ZM166 29H167V28H166ZM180 29H181V28H180ZM180 29L174 31L175 33H172V32H171L172 35H171V33H169L170 35L160 37V38H162V39L159 38V39H160V42H158V44H159L158 47H159L161 44H162V47L158 48L156 51H153V50H155V48H157V47H155V48H154L153 50H151V51H150V48H147V47L144 48V51H143V50H141V51H140V50H137L138 53H137V54L135 53L136 55H138V54H139L140 52H142V51H143V52H142L141 55L138 56V58H137L136 60H133L132 55L129 57L130 60H129L128 57L122 55V58H123V56H124V59L128 58V59L125 60V61H126V63H125L126 66H127V67H129V65L131 66V68H129V69L127 70L128 73H127V72L124 73L126 70H125V68H123V66H125V65H124L123 63H118L117 59H114L113 61H112V60H111V61H106V59L108 60V59L110 58V57L108 58L107 55L109 54V56H111L110 53H112V51H113V50H112V51L108 50V49H111V48H106V50L110 51V53H108V51H106V52H107V55H106L105 50L103 51V54H102V52L100 53V52L98 51V55L101 54V56L99 55L100 57L106 58V59H105V63H104V64L106 65V69H104V68H105V65L102 67L101 64H100L99 66H101V68L104 69V70L106 71L107 68L109 67V65L106 64V62H109V63H110V62L117 61V62H115V63H112V64L110 65V69H108V71L110 70V73H111L110 76H112V77H114V78H117V80L115 79V81H119V79H121L120 82L122 83V81L124 80V79H122L123 73H124L125 75L128 74L129 76L127 75L126 78L123 76V78H125V80H124L125 83H126V80H128L127 77H128L129 79L131 78V79H130L131 81H130V82L128 81V83H131V82H132V77H135L134 75H137L138 73H140V71H144L145 67H146V69H147L149 66H150L149 68L152 67L151 65H153V62L150 63L152 60H154V63H156V61H157V63H158V59L155 60V58H159V60H162V59H161V56H166V55H168V53H170V55L175 54V52H171V51L174 49V47H175V49H176V46H178V45H175L173 42H175V39H177V37L180 36L179 34H177V33L180 32ZM183 29H184V28H183ZM206 29H207V28H206ZM217 29H216V30H217ZM219 29H220V28H219ZM56 30H57V29H56ZM74 30H75V29H74ZM79 30H80V29H79ZM79 30H78L77 32H79ZM82 30H83V29H82ZM94 30H96V29H94ZM107 30H108V29H106V31H107ZM150 30H151L150 32H152V29H150ZM163 30H165L164 27H163ZM187 30H188V27H187ZM198 30H201V29H198ZM204 30H205V29H204ZM214 30H215V29L210 30L211 33H212V31H214ZM216 30H215V31H216ZM241 30H242V28H241ZM70 31H71V32H70ZM96 31H98V30H96ZM184 31H186V30H184ZM194 31H197V30H194ZM210 31L208 30V32H210ZM217 31H218V30H217ZM217 31H216V32H217ZM226 31H227V30H226ZM228 31H229V30H228ZM236 31H237V30H236ZM236 31H235V32H236ZM242 31H243V30H242ZM247 31L249 32V30H247ZM254 31H255V29H254ZM54 32H55V31H54ZM80 32H81V31H80ZM92 32H93V31H92ZM94 32H95V31H94ZM148 32H149V31H148ZM150 32H149L148 34H151ZM155 32H156V31H155ZM162 32H163V31H162ZM165 32H167V30H166ZM165 32H164V34H165ZM189 32H190V31H189ZM200 32H202V30H201ZM200 32H199V33H200ZM219 32H220V31H219ZM231 32H232V31H231ZM231 32H230V33H231ZM245 32H246V31H245ZM63 33H64V32H63ZM81 33H82V32H81ZM81 33H80V34H81ZM87 33H88V30H87ZM111 33H110V35H111ZM153 33H154V32H153ZM156 33H159V34H157L158 37H159V36H162V35H160V34H161L160 32L157 31ZM156 33H154V34L152 35V37H150V39L152 38V40H153V39H154L153 36H154ZM181 33H182V31H181ZM184 33H187V32H184ZM197 33H198V32H197ZM199 33H198V34H199ZM203 33H206V32L203 31ZM211 33H210V34H211ZM213 33L215 34V32H213ZM221 33H222V32H221ZM236 33H237V32H236ZM242 33H243V37H244V31H243ZM64 34H65V33H64ZM72 34H74V32H73ZM75 34H76V33H75ZM80 34H79V37L77 36V38H83V39H85L84 35H86V37H88V34H86V33H85V34H81L82 37H80ZM162 34H163V33H162ZM164 34H163V35H164ZM187 34H188V33H187ZM187 34H186V35H185V34H181V35L184 36L186 39H187V38L190 39L189 36L187 37ZM237 34H238V33H237ZM240 34H241V32L238 34V38H237V39L242 38V37H239ZM21 35H22V37L24 36V37L22 38V40H23L24 43H25V42L28 40V39H27L28 37H25V35H23V34H21ZM21 35H19V36H20L19 38H21ZM34 35H35V34L33 33V37H35ZM125 35H124V36H125ZM128 35H129V36H128ZM157 35H155V37H156ZM178 35H179V36H178ZM188 35H189V34H188ZM195 35H196V34H194V36H193V34H192V35H190V36L194 37V39H195V38L197 39L198 36L196 35L197 37H195ZM200 35H202V34H200ZM206 35H208V33H206ZM215 35H217V34H215ZM223 35H224V34H223ZM241 35H242V34H241ZM246 35H247V33H246ZM259 35H260V38H262V37H261L262 35H261V34H259ZM29 36H30V35H29ZM64 36H65V35H64ZM64 36H63V37H64ZM66 36H65V37H66ZM71 36H72V35H71ZM104 36H105V34H104ZM107 36H108V34H107ZM112 36H113V35H111L109 38L107 37V38H105V39H110ZM126 36H125V37H126ZM230 36H231V34H230ZM233 36H235V35H233ZM253 36H254V35H253ZM255 36H256V35H255ZM257 36H258V35H257ZM61 37H62V36H61ZM61 37L59 36L58 38L61 39ZM118 37H119V36H118ZM148 37H149V36H148ZM180 37H181V36H180ZM180 37H179V38H180ZM184 37H183V39H184ZM192 37H191V38H192ZM208 37L210 38V36H208ZM214 37H215V36H214ZM3 38H5V37H3ZM3 38H2V39H3ZM7 38H8V37H7ZM29 38H30V37H29ZM58 38H57V39H58ZM67 38H68V37H67ZM67 38H66V39H67ZM121 38H122V37H120V40H121ZM235 38H236V37H235ZM247 38H250V37L247 36ZM257 38H258V37H257ZM260 38H258V39H260ZM263 38H264V37H263ZM25 39H26V40H25ZM57 39H55V40L57 41ZM60 39H58L57 42H54L53 47H55V45H58V46H61V48H63L62 46H66V45H67V41H69V44H70V40H66V39L64 38V39L66 40V41H64L63 39H62V40H60ZM68 39H70V38H68ZM124 39H127V38H124ZM124 39H123V40H124ZM128 39H127L126 41H128ZM134 39H135V38H134ZM136 39H137V38H136ZM148 39H149V38H148ZM148 39H147V41H148ZM156 39H157V38H155L154 41H157ZM194 39L191 40V41H192V42H196V41H194ZM226 39H227V38H226ZM232 39H234V38H232ZM242 39H243V38H242ZM244 39H245V37H244ZM251 39L253 40V39H255V38L252 37ZM251 39H250V42H251ZM4 40L6 41V39H4ZM7 40H8V39H7ZM19 40H20V39H19ZM22 40H20V41H22ZM32 40L35 41L36 39H32V38H31V40H29V42L32 41ZM71 40H72V39H71ZM79 40H80V39H79ZM79 40H78V39H77V41L74 40V41H76V42L73 41L74 43H76V44H74V45L72 46V48L74 47V50H75V51L73 50V52H75V53H78L79 51L81 52L82 49L87 48V47L89 46V45H87V44H89V43H87V41H89L88 38L85 39V40H82V39H81L82 41H86V40H87V41H86L87 44H86L85 42H82V43L80 42V43H79V42H78ZM97 40H98V39H97ZM111 40H112V39H111ZM113 40H115V39H113ZM116 40H118V39H116ZM138 40H139V39H138ZM161 40H162V42H161ZM179 40H180V39H177V43H178V44H179V42H178ZM184 40H185V39H184ZM202 40H203V39H202ZM204 40H205V39H204ZM230 40H231V39H228V41H230ZM5 41H4V42H5ZM126 41H125V43H124V42H123V43L126 44V43H127ZM140 41H139V42H140ZM147 41H146V39L144 40V42H146L147 44H149V43H148L149 41H148V42H147ZM181 41L183 42V40H181ZM239 41H240V40H239ZM248 41H249V40H248ZM256 41H258V40L255 39V42H256ZM29 42L27 41L26 44H27V43L29 44ZM73 42H72V44H73ZM89 42H90V41H89ZM96 42H97V41H96ZM120 42H121V41H120ZM120 42H119V43H120ZM133 42H134V41H133ZM139 42L136 41V44H135V43H133V44L138 45ZM182 42H180V43H182ZM188 42H190V41L188 40ZM188 42H186V43L188 44L187 46H188V48H189V47H190V45H189L190 43H188ZM204 42H205V41H204ZM252 42H253V44H254V46H255L256 43H254V41H252ZM252 42H251V44H252ZM8 43H9V42H8ZM77 43H78L79 45L82 44V45H81V46H82V47H81L82 49H80V47L78 46ZM83 43H85V44L87 45V47H86V45L83 44ZM111 43H112V42H111ZM123 43H122V52H121V50L119 51V48H117V50H118L120 53H123V50H124L123 46H126V45H127V44H126V45H123ZM129 43H130V41H129ZM155 43H156V46H157V42H155ZM171 43H173L174 45L171 44ZM177 43H176V44H177ZM184 43H185V42H184ZM196 43H197V42H196ZM198 43H199V44H202L203 42H199V41H198ZM208 43H209V42H208ZM241 43H242V41H241ZM243 43H244V41H243ZM246 43H247V42H246ZM0 44H1V43H0ZM2 44H3L2 46L5 47V48H3V47L0 45V47H1L0 50L3 48V49L1 50V51H2L1 53H4V55L6 54V56H8V54L11 52V48H12V49H16L15 47H14V48L12 47V46H14L13 43H12V46H10V45H11L10 43H9L10 45L5 46L4 43H3V41H2ZM28 44H27V45H28ZM33 44H34V45H33ZM52 44H53V43H52ZM69 44H68V45H69ZM120 44H121V43H120ZM120 44H119V45H120ZM141 44H144V43H142V41H141L139 45H141ZM150 44H151V43H150ZM210 44H211L210 49L212 48V50H213V48H215V46H216V45H215L216 43H215V44L213 43V44L215 45L214 47H212L213 44H212L211 42H210ZM31 45H32V46H31ZM31 45L29 44V46H27V47H32V48H33V47H34V48L36 47V46H35L36 43H34V42L31 43ZM83 45H85V46H83ZM91 45H92V44H91ZM112 45H113V44H112ZM135 45H134V46H135ZM152 45H154V42L152 43ZM170 45H171V47H170ZM172 45H173V48H172ZM185 45H186V44H185ZM191 45H192V44H191ZM194 45H195V44H194ZM224 45H225V44H224ZM116 46H118L117 43H116ZM127 46H128V45H127ZM127 46H126V47H127ZM131 46H132V45H131ZM134 46H133V47H134ZM179 46H180V45H179ZM182 46H183V44H182ZM222 46H223V45H222ZM53 47H52V48H53ZM68 47H69V50H70V48H71V44H70V46H66L65 48L68 50ZM118 47H120V46H118ZM133 47H132V48H133ZM141 47H142V46H140L139 48H141ZM208 47H209V46H208ZM32 48H31V49H32ZM61 48H58V49H60V52H61ZM72 48H71V49H72ZM90 48H91V46H90ZM134 48H135V50H136L138 47L136 46V47H134ZM139 48H138V49H139ZM142 48H143V47H142ZM177 48H178L177 52L180 51V50L184 52V54H183V52H181V53L179 52L182 56H184L185 54H186L185 56H189L190 53L188 54V53L185 52V50H186L185 47H184V48H183V47H182V48L177 47ZM56 49H57V48H56ZM88 49H89V47L87 48V50H88ZM91 49H95V48L92 47ZM115 49H116V48H115ZM125 49H127V48H125ZM129 49H130V48H129ZM147 49H148V50H147ZM151 49H152V48H151ZM179 49H180V50H179ZM191 49H192V48H191ZM191 49H190V52H192ZM196 49H197V48H196ZM203 49H204V51L206 50L205 48H203ZM28 50H29V49H28ZM33 50H34V49H33ZM63 50H64V49H63ZM67 50H66V51H67ZM127 50H128V49H127ZM127 50H126V51H127ZM131 50H133V49H130L129 51H131ZM146 50H147V51H146ZM207 50H208V49H207ZM12 51H13V50H12ZM52 51H54V50L52 49ZM55 51H57V50H55ZM71 51H72V50H71ZM84 51H86V50H84ZM124 51H125V50H124ZM188 51H189V50H188ZM193 51H195V50H194V46H193ZM58 52H59V51H58ZM60 52H59V53H60ZM62 52H63V51H62ZM62 52H61V53H62ZM68 52H69V51H67V55H69V53L71 54V52H69V53H68ZM73 52H72V54L75 56V54H74ZM135 52H136V51H135ZM197 52H198V51H196V53H197ZM1 53H0V54H1ZM25 53H26V52H25ZM95 53H96V52H94L93 54H95ZM120 53H119V54H120ZM127 53L130 55V52H127ZM127 53H126V54H127ZM132 53H134V51H133ZM132 53H131V54H132ZM171 53H172V54H171ZM179 53H178V54H179ZM104 54H105V56H103ZM112 54H113V53H112ZM124 54H125V53H124ZM128 54H127V55H128ZM191 54H192V53H191ZM193 54H194V53H193ZM201 54H202V52H200V53L198 54V57H199ZM1 55H3V54H1ZM10 55H11V54H10ZM10 55H9V56H10ZM25 55H27V54H25ZM32 55L35 56V53H32V54H31V52L29 51V52H28V55H27V56H28V59H27L28 61H31V60H29V58H30V59H33V56H32ZM77 55H78V58H79V54H77ZM77 55H76L75 57H74V56H73V57H74V58H77ZM80 55L82 56V55H83V52H82V54H80ZM96 55H97V53H96ZM98 55H97V56H98ZM136 55H135V57H136ZM195 55H196V54H194V56H195ZM29 56H30V57H29ZM70 56H71V55H70ZM81 56H80V57H81ZM106 56H107V57H106ZM115 56H116V54H115ZM157 56H158V57H157ZM159 56H160V57H159ZM174 56H175V55H174ZM182 56H180V58H181ZM24 57H25V56H24ZM63 57H64V60H62V61L65 62V59H66V61H67V58H66V55L64 54V52H63ZM67 57H68V56H67ZM91 57H93V55H92ZM91 57H90V58H91ZM100 57H99V58H100ZM113 57H114V56L112 55L111 58H113ZM125 57H126V58H125ZM135 57H134V59H135ZM172 57H173V55H172ZM176 57L178 58L179 55L176 54ZM192 57H193V56H192ZM192 57H191V55H190L189 57H187V59L190 58V59L188 60V63H189V61H191L193 58H194L193 61L196 62L195 57H193V58H192ZM198 57H197V58H198ZM0 58H1V56H0ZM35 58L38 59L39 57H38V56H37V57L35 56ZM68 58H69V57H68ZM74 58H72V59H74ZM131 58H132V59H131ZM164 58H165V57H164ZM177 58H176V59H177ZM180 58H178V59H180ZM205 58H206V56L204 57V60L206 61ZM70 59H71V58H69L68 60H70ZM101 59H102V58H101ZM172 59H173V58H172ZM174 59H175V58H174ZM176 59H175V60H176ZM187 59H186V61L184 60L185 62L182 60L184 64L187 63ZM118 60H121V62H122L123 59H121V56H120V58H119ZM127 60H128V62H127ZM131 60H133V63L130 62ZM37 61H39V59H38ZM77 61H79V60H77ZM100 61H101V60H100ZM103 61H104V60H103ZM123 61H124V60H123ZM171 61H172V60H171ZM177 61H178V60H177ZM180 61H181V59L179 60V63H178V62H176V61L173 60V62H175L176 64L178 63V64H177L178 66H179V64H181ZM243 61H246V59H244ZM63 62H62L61 65H57L58 69L53 68V69H49V70H48V71H51L52 74H51L50 72H48V71L45 70V71H46V74L43 72V75L45 76V77H44V81H46V78L48 77L47 74H50L51 76L53 75V73L56 74L55 71L60 70V69L62 68L61 66H63ZM67 62H68V61H67ZM67 62H66V63H67ZM74 62H76V60H75ZM74 62H72V63H74ZM90 62H91V61H89L88 64H91ZM173 62H170V63H171L170 65H173ZM241 62H242V61H241ZM35 63H36V61H35V62H34V60H33V62L31 61V64H33V66H35V65H34ZM37 63H38V62H37ZM92 63H93V62H92ZM94 63H95V62H94ZM127 63H129V65H128ZM148 63H150L151 65H150V64L148 65ZM157 63H156V64H157ZM163 63H164V62H163ZM163 63L161 64V65H163V66L167 64V63H164V64H163ZM192 63H193V62L191 61L190 64H192ZM197 63L200 65L199 62H197ZM242 63H243V62H242ZM15 64H16V63H15ZM70 64H71V63L69 62L68 64H65V65H69V67L71 66L72 69H75V68H74L72 65H70ZM95 64H96V63H95ZM131 64H132V65H131ZM133 64H134V65H133ZM65 65H64V68H65ZM102 65H103V63H102ZM154 65H155V64H154ZM161 65H160V66H161ZM186 65H188V64H186ZM186 65H185V66H186ZM192 65H193V64H192ZM194 65H196L195 67L198 66L197 64H194ZM59 66H60V67H59ZM92 66H93V64H92ZM126 66H125V67H126ZM132 66H133V68H136V69H135L136 71H134V69H132ZM157 66L159 67V64H157L156 67H157ZM181 66H183V64H182ZM185 66H183V67H185ZM188 66H189V65H188ZM52 67H54V66H52ZM55 67H56V66H55ZM66 67H67V66H66ZM86 67H87V66H86ZM88 67H89V66H88ZM94 67H95V69L97 68V70H98V67L93 66L92 68L94 69ZM153 67H154V66H153ZM153 67H152V68H153ZM156 67H154L152 71H156V69L159 70V71H157V73L155 72V75L157 74L156 76L159 75V76H158V80L155 78L154 73H153V74H149V75H152V76H153L152 78H151V76H149L151 79H149V78L147 77L148 74L146 75V77L148 78V81L150 80V81L153 82V83L155 82L154 80H157L156 82H158V81H160V80L163 79V78H162L163 76L161 77V74H159V73L161 72V71H160L161 69H165V68H166V66H165L164 68L162 67V68H160V69H159V68H156ZM174 67H175V66H174ZM199 67H200V66H199ZM59 68H60V69H59ZM142 68H143V69H142ZM152 68H151V69H152ZM155 68H156V69H155ZM168 68H169V67H167V69H168ZM170 68H173V67H170ZM188 68H190V67H188ZM221 68H223V67H221ZM262 68H263V67H262ZM54 69H55V70H54ZM67 69H68V67H67ZM131 69H132V72H133V71H134V72H137V71H138V73L136 74V73L133 72V73H134V74H133V73L130 72L131 75L133 74L132 77H130L131 75L129 74V71H131ZM146 69H145V70H146ZM154 69H155V70H154ZM53 70H54V72H53ZM63 70H64V69H63ZM75 70H76V69H75ZM89 70H91V69L88 68V71H89ZM99 70H100V69H99ZM104 70H103V71L101 70V71H102V74L99 73L101 76H102V75H104V76L107 75V73H104ZM165 70H166V69H165ZM184 70H185V69H184ZM189 70H193V68H191V69H189ZM194 70H196V69H194ZM194 70H193V71H194ZM203 70H204V69H203ZM219 70L221 71L222 69H219ZM219 70H217V71L219 72ZM61 71H62V69H61ZM148 71H149V70H148ZM193 71H192V72L190 71V73H189V72L186 73V76L189 77L190 75L188 76V74H191V73H192V75H194L195 73L193 74ZM204 71H205V70H204ZM204 71H203V72H204ZM215 71H216V70H214V72H215ZM65 72H66V71H64V73H65ZM69 72H70V71H69ZM72 72H73V71H72ZM98 72H99V71H98ZM149 72H150V71H149ZM149 72H148V73H149ZM169 72H170V71H169ZM177 72H178V71H177ZM195 72H196V71H195ZM198 72H201V74L203 73L202 70H201V71L198 70ZM218 72H215V73H217V74H220V73H221V72H220V73H218ZM222 72H223V71H222ZM167 73H168V70L166 71V73H165V72H164V74L162 73V75H165V74H167ZM172 73H173V72H172ZM172 73H171V74L168 73L169 76L171 75V78L173 77ZM178 73H179V72H178ZM183 73H184V72H183ZM183 73H181V74H177V75H181V76H182L181 78L176 77L177 75L174 74V76L176 77V79L179 80L178 83L180 82V80H181L183 77H184V78L186 77V76L182 75ZM205 73H206V72H205ZM212 73H213V71H212ZM57 74H58V71H57ZM61 74H63V71L61 72ZM105 74H106V75H105ZM141 74H142V75H145L146 73L144 74V72H141ZM141 74H138V76L142 77ZM184 74H185V73H184ZM199 74H200V73H197V76H198V77H202V76L199 75ZM30 75H32V74H30ZM30 75H29V76H30ZM43 75H41V77H42ZM59 75H60V71H59ZM77 75H78V74H77ZM192 75L190 76V80H191V78H193ZM46 76H47V77H46ZM78 76H80V75H78ZM78 76H77V77H78ZM165 76H166V75H165ZM169 76H168V77H169ZM197 76H196V77H197ZM203 76H204V75H203ZM205 76H206V75H205ZM214 76H215V75H214ZM30 77H31V76H30ZM36 77H37V76H36ZM99 77H100V76H99ZM99 77H98V78H99ZM102 77H103V76H102ZM112 77H111V78H112ZM143 77H144V79H145V76H143ZM160 77H161L162 79H161ZM32 78H33V76H32ZM38 78H40V76H39ZM49 78H50V76H49ZM106 78H107V76H106ZM111 78H110V79H111ZM135 78H136V77H135ZM147 78H146L145 80H144L143 78L140 79V83H141L142 80H143V81H146ZM154 78H155V79H154ZM78 79H79V78H78ZM80 79L83 80V79H85V77H84V78H80ZM80 79H79V82H80ZM100 79L102 80L103 78L100 77ZM104 79H105V77H104ZM104 79H103V80H104ZM112 79H113V78H112ZM112 79H111V80H112ZM138 79H139V78H138ZM174 79H175V78H174ZM174 79H173V80H174ZM185 79H186V78H185ZM197 79H199V78H197ZM197 79L195 80V76H194V80H192V81L195 82V81H197ZM202 79H203V78H202ZM205 79H206V78H205ZM205 79L203 80L204 83H205ZM42 80H43V79H42ZM42 80H41V81H42ZM98 80H99V79H98ZM103 80H102V81H103ZM107 80H108V79H107ZM113 80H114V79H113ZM135 80H137V79H135ZM165 80L167 81L168 78H167V79L165 78ZM182 80H183V79H182ZM182 80H181V81H182ZM186 80H187V79H186ZM206 80H207V79H206ZM212 80H213V79H211V81H212ZM102 81H101V82H102ZM138 81H139V80H138ZM148 81H146V82H148ZM150 81H149V83H151ZM169 81L171 82L172 80L170 79ZM169 81H167V83H166L165 81H164V82H165V84L168 85ZM60 82H61V81H60ZM60 82H59V84H60ZM87 82H88V84H87ZM87 82H85V84H87V85H84V86H88V85H90V84H89V80H88ZM104 82H107V81H104ZM120 82H118V83L116 82V83L118 84V87L120 86L119 84H121ZM133 82H134V80H133ZM156 82H155V83H156ZM162 82H163V81H161V84H163ZM188 82H189V80H188ZM188 82H186V83H188ZM193 82H192V84H193ZM201 82H202V80L200 79V83H201ZM208 82H209V80H208ZM208 82H206L207 85H208ZM77 83H78V81H77ZM102 83H103V82H102ZM125 83H124V84H125ZM128 83H126V84L128 85ZM138 83H139V82H134V83H132V84L130 85V87L132 86V88H134V90H136L137 87H138V88L140 87V84H138ZM142 83H143V84H142ZM142 83H141V84L144 85L143 87H145V84H146L148 88H151V87L154 88V86L157 87V84H158V83H157L156 85H155V84L153 85V83H152V85H150V86H151V87H150V86L148 85L149 83H148V84H147V83L144 84V82H142ZM171 83H172V84H171ZM171 83H170V86L172 87L171 89L175 92V90H176L175 88H176V86H177V83H176V81L171 82ZM175 83H176V85L174 86ZM183 83H184V82H183ZM210 83H212V82H210ZM80 84H82V83H80ZM83 84H84V83H83ZM83 84H82V85H83ZM122 84H123V83H122ZM126 84H125V85H126ZM133 84H134V86H133ZM135 84H138L139 86H137V85H135ZM189 84H190V83H189ZM213 84H214V86L216 87L217 83H216V85H215V83H212V85H213ZM256 84H257V83H256ZM39 85H41V86L43 87V85L40 84V82H39V84L37 85V87H38L39 89H40V86H39ZM109 85H111V81H110V84L108 83V86H109ZM114 85L116 86V84H114ZM127 85H126V86H127ZM142 85H141V86H142ZM167 85H166V86H167ZM172 85H173V86H172ZM195 85H198V84L196 83ZM202 85H203V84H202ZM259 85H260V84H258V86H259ZM65 86H67V85H65ZM122 86H123V85H121V86L119 87L121 90H122V88H121ZM126 86H125V87H126ZM160 86H161V85H160ZM160 86H159V84H158V88H159ZM180 86H183V85H181V82H180ZM180 86H177V87H180ZM184 86L186 87L187 85L184 84ZM189 86H190V85H189ZM189 86H188V87H189ZM193 86H194V85H193ZM193 86H192V87H193ZM258 86H257V87H258ZM42 87H41V88H42ZM73 87H74V86H73ZM98 87L102 88V86H99V85H98ZM106 87H107V86H106ZM113 87H114V86H110L111 89H112ZM125 87H123L124 90H125V89H126V91H127V89L130 90L129 85H128L126 88H125ZM128 87H129V88H128ZM143 87H140L139 89L141 90V88H143ZM147 87L144 88V90H147L146 93H148V91H149V94L152 95L151 93H152V92L154 93L155 90H154L153 88H151V89H153V91L151 90V93H150V90H148ZM156 87H155V89H156ZM173 87H175V88H174L175 90L173 89ZM185 87H182V88H185ZM196 87H197V86H196ZM38 88L35 87L36 91H39ZM100 88H99V89H100ZM104 88H105V87H104ZM104 88H103V89H104ZM108 88H109V87H108ZM114 88H115V87H114ZM166 88H168V87H166ZM166 88H165V90H167ZM169 88H170V87H169ZM182 88H180V89L182 90ZM240 88H241V87H240ZM240 88H239V91H237V92H236L237 89L235 90L236 94H237L238 92H240ZM76 89H77V88H76ZM115 89H116V88H115ZM115 89H113V90H115ZM120 89H116V91H119V92H120ZM159 89H160V91H161V88H159ZM193 89H195V86L193 87ZM68 90H69V89H68ZM71 90H72V88H71ZM74 90H75V88H73L72 91H74ZM105 90H106V89H104V91H105ZM131 90H132V89H131ZM131 90H130V91H131ZM134 90H132L131 92H133ZM162 90H164V87H163ZM195 90H196V89H195ZM197 90H198V88H197ZM36 91H34V92H36ZM40 91H41V90H40ZM40 91H39V93H40ZM106 91H107V90H106ZM106 91H105V92H106ZM110 91H111V90H110ZM116 91H112V92H115V93H116ZM122 91H123V90H122ZM142 91H143V90H142ZM158 91H159V90H158ZM202 91H203V90H202ZM69 92H70V91H69ZM123 92H124V91H123ZM127 92H129V91H127ZM139 92H140V91H139ZM161 92H162V91H161ZM163 92H165V91H163ZM163 92H162V93H163ZM167 92L170 94L171 90H170V91L167 90ZM177 92H178V91L176 90L175 93H177ZM187 92H188V91H187ZM193 92H194V90H193ZM199 92L201 93V90H199ZM204 92H205V91H204ZM204 92H203V93H204ZM233 92H234V91H233ZM233 92H232V93H233ZM110 93H111V92H110ZM115 93H113V94H115ZM129 93H130V92H129ZM133 93H135V91H134ZM133 93H130V94H133ZM197 93H198V91H197L196 93L194 92V94H197ZM203 93H202V94H203ZM209 93H211V91H210ZM226 93L228 94V92H226ZM262 93H263V92H262ZM70 94H71V93H70ZM72 94H73V93H72ZM118 94H119V93H118ZM136 94H137V96L139 95V94L137 93V91H136ZM144 94H145V93H144ZM163 94H164V93H163ZM171 94L173 95V93H171ZM206 94L208 95V92H206ZM206 94H204V95L206 96ZM216 94H217V93H216ZM223 94H225V93H223ZM230 94H231V93H230ZM259 94L262 95L261 93H259ZM37 95H38V94H37ZM165 95H166V94H164L163 97H165ZM197 95H199V93H198ZM204 95H202V96L204 97ZM210 95H211V94H210ZM210 95H209V97H210ZM213 95H214V97H216L214 93H213ZM213 95H211V97H210L211 99H212ZM228 95H229V94H228ZM33 96L35 97L34 94H33ZM111 96H112V95H111ZM137 96L134 95L133 98L136 99ZM194 96H195V95H194ZM200 96H201V95H200ZM200 96H198V97H200ZM219 96H220V94H219ZM219 96H218V97H219ZM229 96H230V95H229ZM233 96H236V95H234V93H233V95H231V97H233ZM130 97H131V96H130ZM168 97L170 98L169 95H168ZM195 97H196V96H195ZM198 97H197V99H198ZM203 97H202V99H205V98H203ZM206 97H207V96H206ZM209 97H208V98H209ZM218 97H217V98H218ZM221 97H222V96H221ZM238 97H241V95L238 96ZM242 97H243V96H242ZM257 97H258V96H257ZM260 97H262V96H259V98H260ZM139 98H140V100H141L140 95H139ZM139 98H138V99H139ZM210 98H209V99H210ZM217 98H216V99H217ZM223 98H224V97H223ZM233 98H234V97H233ZM262 98L264 99V97H262ZM138 99H137V100H138ZM142 99H143V97H142ZM199 99H201V97H200ZM209 99L206 98V100H209ZM219 99H220V97H219ZM225 99H226V98H225ZM227 99L231 101V98H230V99L227 98ZM243 99H245V98H243ZM137 100H136V102H137ZM140 100H138V101H140ZM212 100H214V98H213ZM221 100H222V99H221ZM233 100L236 102V99H233ZM237 100H239V98H238ZM125 101H126V100H125ZM127 101H128V100H127ZM141 101H142V100H141ZM169 101H170V100H169ZM217 101H218V100H217ZM217 101H216V102H217ZM240 101L242 102V104L240 103V106L243 105V102H244V105H245V101H246V100H245V101L240 100ZM240 101H239V102H240ZM212 102L215 103L214 101H212ZM221 102H222V101H221ZM221 102H220V104H221ZM224 102H226V101H224ZM54 103H55V102H54ZM125 103H127V102H125ZM125 103H124V104H125ZM134 103H135V101H134ZM140 103H141V102H140ZM140 103H139V104H140ZM171 103H172V102L170 101V105H172ZM213 103H212V104H213ZM222 103H223V102H222ZM227 103H228V101H227ZM232 103H233V102H232ZM236 103H237V102H236ZM124 104H123V105H124ZM129 104H131V103L128 102V110L130 111L129 108L132 107V106H129ZM217 104H218V103H217ZM224 104H226V103H223V107H224ZM51 105H52V104H51ZM132 105H133V103H132ZM135 105H137V103H136ZM135 105H134V106H135ZM142 105H143V103H142ZM197 105H198V104H197ZM199 105H201V104H199ZM202 105H203V104H202ZM202 105H201V106H202ZM221 105H222V104H221ZM229 105H230V104H229ZM238 105H239V104H238ZM238 105H237V106H238ZM244 105H243V106H244ZM56 106H58V105H56ZM126 106H127V105H126ZM126 106H125V107H126ZM172 106H173V105H172ZM174 106H175V105H174ZM206 106H207V105H205V107H206ZM213 106H214V105H213ZM245 106H246V105H245ZM51 107L55 108L53 105H52ZM51 107H50V108H51ZM123 107H124V106H123ZM123 107H122V110H123ZM125 107H124V108H125ZM136 107H137V106H136ZM141 107H142V106H141ZM141 107H139V108H141ZM194 107H195V106H194ZM198 107H200V106H198ZM198 107L196 106L195 108H198ZM205 107H204V108H205ZM207 107H209V106H207ZM210 107H212V105H210ZM223 107L221 106V108H220V106H219L218 109L220 108V109L222 110ZM225 107H226V106H225ZM225 107H224V108H225ZM228 107H229V106H228ZM53 108H52V109H53ZM143 108H144V106L142 107V109H143ZM170 108H172V107H170ZM191 108H193V107H191ZM212 108H213V107H212ZM212 108H211V109H212ZM233 108H234V107H233ZM236 108H237V107H236V105H235V110H239V109H240L239 107H238L237 109H236ZM125 109H126V108H125ZM173 109H176V107H175V108L173 107ZM200 109H201V108H200ZM206 109H207V108H205V110H206ZM46 110H47V109H46ZM146 110H147V109H146ZM190 110H191V109H190ZM192 110H194V108H193ZM195 110H196V109H195ZM197 110L199 111V108H198ZM197 110H196V111H197ZM208 110H209V108L206 110V112H208ZM213 110L216 111V110H217L216 107L213 108ZM223 110L225 111V110H227V108H225V109H223ZM223 110H222V111H223ZM230 110H231V109H230ZM235 110H234L233 112H235L236 115L234 114L233 117H237V113H238V111H237V113H236ZM243 110H245V108H244ZM246 110H247V109H246ZM48 111L51 112V111H53V110H48ZM171 111H172V110H171ZM188 111H189V109H188ZM188 111H187V112H188ZM200 111H201V110H200ZM202 111H203V109H202ZM202 111H201V114H203ZM210 111H211V112H208V113H211V115H212V110H210ZM217 111H218V110H217ZM222 111H221V112H222ZM228 111H229V110H228ZM231 111H232V110H231ZM240 111H241V110H239V112H240ZM53 112H55V111H53ZM53 112H52V113H53ZM124 112H125V111H124ZM147 112H148V111H147ZM190 112H191V111L188 112V115H189ZM192 112L194 113L195 111H192ZM206 112H204V113H206ZM55 113H56V112H55ZM57 113H58V112H57ZM114 113H115V112H114ZM116 113H117V112H116ZM120 113H121V112H120ZM126 113H127V112H126ZM197 113L200 114L199 112H197ZM222 113H223V112H222ZM224 113H226V112H224ZM224 113H223V114H224ZM227 113H228V112H227ZM229 113H230V111H229ZM241 113H242V111H241ZM241 113H240V115H241ZM244 113H245V111H244ZM53 114H54V113H53ZM122 114H123V113H122ZM198 114L190 115V117H191V116L194 117L195 115H198ZM214 114L216 115V112L213 113V115H214ZM218 114H220V112H218ZM223 114H222V115L220 114V115H221V116H220V119H221V120H222V118H223V117H222ZM37 115H38V114H37ZM114 115H115V114H114ZM117 115L119 116L120 114H117ZM205 115H208V114H205ZM211 115H209V117H210ZM232 115H233V113H232ZM238 115H239V114H238ZM115 116H116V115H115ZM115 116H114V118H113V125H114V119H117V118H118L117 116H116L117 118H115ZM202 116H203V115H202ZM224 116H225V115H224ZM119 117H120V116H119ZM195 117H196V116H195ZM195 117H194V118H195ZM198 117H201V115H199ZM198 117H197V118H198ZM205 117H206V116H205ZM211 117H213V116H211ZM221 117H222V118H221ZM238 117H239V116H238ZM238 117H237V119H238ZM215 118H216V117H214V119H215ZM218 118H219V116H218ZM227 118H228V117H227ZM34 119H36V121H37V119H38L37 116H36V118H34ZM123 119H124V117H123ZM195 119H196V118H195ZM201 119H204V118H201ZM207 119H208V117H207ZM207 119H205V120H206V123L208 124ZM224 119H225V117H224ZM237 119L235 118L234 121L237 120ZM118 120H119V119H118ZM120 120H122V116H121V119H120ZM216 120H217V118H216ZM34 121H35V120H34ZM67 121H71V120H67ZM122 121L125 122L126 120H122ZM122 121H120V122H122ZM190 121L192 122L191 119H190ZM190 121H188V122H190ZM229 121H230V120H228V121H227V120H224V122H225V123L227 122V124H228ZM232 121H233V120H232ZM116 122H117V121H116ZM118 122H119V121H118ZM120 122H119V123H120ZM124 122H123V124H127L126 122H128V121H126L125 123H124ZM149 122H150V120H149ZM194 122H195V120H193L192 123H194ZM217 122H218V121H217ZM70 123H71V122H70ZM151 123H152V121H151L149 124H151ZM156 123H158V122H156ZM159 123L161 124L160 121H159ZM162 123H163V122H162ZM231 123H232V122H231ZM117 124H118V123H117ZM123 124H122V125H123ZM146 124H147V123H146ZM149 124H148V126H147L146 129H145V126H146V125H144V129H143V127H142V130H143V131L145 130V133H147L146 130L149 128ZM186 124H187V123H186ZM189 124H190V125H189ZM195 124H196V123H194L193 125L195 126ZM229 124H230V123H229ZM120 125H121V124H120ZM120 125H119V126H120ZM122 125H121V126H122ZM188 125H189V126H188ZM116 126H117V125H116ZM123 126H124V125H123ZM126 126H128V124H127ZM190 126H191V123H188V124H187V127L190 128ZM191 127H192V126H191ZM119 128H122V129H123V127H119ZM192 128H193V127H192ZM124 129H125V128H124ZM190 129H191V128H190ZM142 130L140 129L141 132H142ZM140 131H138L137 133L134 134L135 137H134V136H132V137H134V138H138V137L142 136V135H140V134H142V133H143V135H144V132L141 133ZM139 132H140V133H139ZM242 132H243V131H242ZM242 132H241V133H242ZM138 133H139V134H138ZM241 133H240V134H241ZM72 134H73V132H72ZM136 134H138V135H140V136H138V135H136ZM240 134H238V135L240 136ZM254 134H255V133H254ZM228 135H229V134H228ZM228 135H227L226 138H228ZM236 135H237V134H236ZM247 135H248V134H247ZM247 135H246V136H247ZM136 136H138V137H136ZM145 136H146V134H145ZM229 136H231V135H229ZM234 136H235V135H234ZM132 137H131V138H132ZM231 137H233V136H231ZM242 137H243V135H242L241 138H240L241 140H242ZM248 137H249V136H248ZM248 137H247V138H248ZM134 138H132V139L134 140ZM140 138H141V137H140ZM142 138H143V139H142ZM142 138H141V140L143 141L145 137L143 136ZM237 138H238V137H237ZM249 138H250V137H249ZM128 139L130 140V138H127L126 141H127ZM132 139L130 140V141H132V142H130V141L128 140V142H129L130 144H131V143H134ZM172 139L174 140V139H178V138H172ZM184 139H185V138H184ZM184 139H182V140H184ZM189 139H190V138H189ZM232 139H234V138H232ZM232 139H231V140H232ZM255 139H256V138H255ZM137 140L139 141V138H138ZM137 140H135V142H136ZM182 140H180L181 143H183ZM187 140H188V139H187ZM241 140H237V142H236V138H235V142H236V143H238V141H241ZM246 140H247V143H248V142H249L248 140L252 141L253 138H252V139H251V138H250V139H246V137H245V138H243L242 141L244 142V141H246ZM258 140H259V139H258ZM138 141H137V142H138ZM142 141H139V142H142ZM174 141H176V140H174ZM190 141H191V139H190ZM227 141H228V140H227ZM242 141H241V142H242ZM261 141H262V140H261ZM187 142H188V141H187ZM230 142H231V141H230ZM243 142H242V143H243ZM129 143H127L129 146H127V144H126L125 146L130 148V146H131L132 144L130 145ZM231 143H234V142L232 141ZM236 143H234V144H236ZM262 143H263V142H262ZM32 144H33V143H32ZM148 144H149V143H148ZM148 144H146V145H148ZM153 144H155V143H153ZM183 144H184V143H183ZM227 144H228V143H227ZM229 144H230V143H229ZM229 144H228V145H229ZM238 144H239V143H238ZM250 144H251V143H250ZM252 144H253V143H252ZM252 144H251V146H253ZM231 145L233 146V144H231ZM239 145H240V144H239ZM97 146H98V145H97ZM149 146H150V148H152V147H154V146L156 147V145L152 146V143H151V145H149ZM181 146H183V145H181ZM232 146H231L230 150L233 149ZM246 146H247V145H246ZM257 146H258V145H257ZM116 147H117V146H116ZM116 147H111V148H116ZM131 147H133V145H132ZM157 147H158V146H157ZM202 147H203V146H202ZM207 147H209V146H207ZM233 147H235V146H233ZM236 147H238V146H236ZM240 147H242V145H241ZM240 147H239V148H240ZM98 148H99V146H98ZM148 148H149V147H148ZM210 148H211V147H210ZM222 148H223V149H222L223 151L226 150V149H224V147H222ZM228 148H229V146H228ZM228 148H227V149H228ZM244 148H245V147H244ZM116 149H117V148H116ZM205 149H206V151H202V152H201L202 154H204L203 152H206V153H207L208 151L210 152V149L207 151L208 148H206V146H205ZM235 149H237V148H235ZM235 149H234V152H235ZM251 149H253V148H251ZM97 150H98V152H99V151H100V148L97 149ZM111 150H114V149H111ZM202 150H203V149H202ZM222 150H220V153L222 152ZM246 150H247V149H246ZM257 150H258V149H257ZM108 151H109V149H108ZM186 151H187V150H186ZM186 151H185V152H186ZM200 151H201V150H200ZM211 151L213 152V148H212ZM236 151H237V150H236ZM238 151H239V150H238ZM254 151H255V148H254ZM254 151H250L249 153L253 152V153L256 154L257 151H255V152H254ZM100 152H101V151H100ZM110 152H111V151H110ZM191 152H193V151H191ZM225 152H226V151H225ZM232 152H233V151H232ZM232 152L230 151V153H232ZM259 152H261V151H259ZM259 152H258V153H259ZM115 153H116V151H115ZM186 153H188V152H186ZM193 153H194V152H193ZM230 153H228V155H229ZM244 153H245V152H244ZM247 153H248V152H247ZM188 154H189V153H188ZM196 154H198V152H197ZM202 154H201V155H202ZM226 154H227V153H226ZM226 154H225V155H226ZM8 155H11V154H8ZM198 155H199V154H198ZM206 155H207V154H206ZM221 155H222V153H221ZM223 155H224V153H223ZM199 156H200V155H199ZM204 156H205V154H204ZM207 157H209V156H207ZM221 157H222V156H221ZM229 157H230V156H229ZM202 158H203V157H202ZM208 160H209V159H208ZM221 160H222V159H221ZM204 161L206 162L207 159L204 158ZM243 161H244V160H243ZM245 161H246V160H245ZM247 161H249V160L247 159ZM247 161H246V162H247ZM0 163H1V160H0ZM208 163H209V162H208ZM221 163H222V162H221ZM223 163H224V162H223ZM249 163H250V161H249ZM259 163H260V161H259ZM261 163H262V165H263L262 167H263V170H264V160H263ZM1 164H3V163H1ZM4 164H5V162H4ZM191 164H192V163H191ZM193 164H194V163H193ZM193 164H192V167H194ZM225 164H226V163H225ZM244 164H245V162H244ZM252 164H254V163H251V165H252ZM203 165L206 166V163L203 164ZM207 165H209V164H207ZM211 165H212V164H211ZM217 165H218V164H217ZM222 165H223V164H222ZM239 165H240V164H239ZM251 165H250V166H251ZM254 165H255V164H254ZM1 166H2V165H0V167H1ZM225 166H226V165H225ZM230 166H231V165H230ZM235 166H236V165H235ZM256 166H257V165H256ZM258 166H259V164H258ZM188 167H189V166H188ZM190 167H191V166H190ZM195 167H196V166H195ZM209 167H210V166H209ZM209 167H207V168L209 169ZM217 167H219V166H217ZM217 167H216V168H217ZM240 167H241V165H240ZM262 167H261V166L259 167L260 170L262 169ZM207 168H206V169H207ZM219 168H220V167H219ZM221 168H222V167H221ZM223 168H224V169H223ZM223 168H222V171H221V172L224 173L225 178H226V175L229 174L230 172H234V171L236 172V169H237L238 167L235 168V170H233L234 168L232 169V167H230L231 169H228V170H225L227 167H223ZM243 168H244V167H243ZM206 169H203V170L205 171ZM214 169H215V168H212L211 170L213 171ZM241 169H242V168H240V171H241ZM244 169H245V168H244ZM244 169H243V171H244ZM248 169H249V168H247V170H248ZM182 170H183V169H182ZM184 170H186V169H184ZM196 170H197V169H196ZM196 170H194L193 172H196ZM247 170L245 169L244 172H246ZM257 170H258V169H257ZM56 171H58V170H56ZM60 171H61L62 173H64V171H62V170H60ZM189 171L191 172L190 168H189ZM243 171H242V172H243ZM255 171H256V170H255ZM255 171H254V172H255ZM61 172H60V173H61ZM180 172H181V170H179V173H178V175H180V176H181L183 173H184L183 175H186V176H188V175L190 176V174H193V173H189L188 171L182 172V174H180ZM217 172H218V169H217ZM219 172H220V171H219ZM261 172H262V170H261ZM261 172L258 171V175H259V173L261 174ZM60 173H58V174H60ZM176 173H177V172H176ZM196 173H197V172H196ZM206 173H207V171L205 172V174H206ZM208 173H210V172L208 171ZM236 173H237V172H236ZM239 173H240V172H239ZM239 173H238V177H236V179L239 178V176H240ZM56 174H57V173H56ZM213 174H214V173H213ZM215 174H216V171H215ZM240 174H241V173H240ZM256 174H257V173H256ZM263 174H264V172H263ZM263 174H261V175H263ZM172 175H173V174H172ZM183 175H182V179H184V178H183ZM203 175H204V174H203ZM203 175H202V176H203ZM219 175H220V173H219ZM222 175H223V174H222ZM189 176H188V177H189ZM192 176H194V174H193ZM208 176H209V174H208ZM241 176H242V174H241ZM132 177H135V174H134ZM175 177H176V179H177V177H179V176L175 175L174 178H175ZM188 177H187V178H188ZM195 177H196V176H195ZM198 177H200V176H198ZM205 177H207V176H205ZM220 177H221V175H220ZM260 177H261V176H260ZM151 178H153V179L155 178V179H156V177H151ZM191 178H192V177H191ZM203 178H204V177H201V179H203ZM208 178H209V177H207V180L209 181ZM222 178H224V176H223ZM182 179H181V181H182ZM204 179H206V178H204ZM218 179H220V178H218ZM72 180H73V179H72ZM72 180H71V181H72ZM130 180H131V179H130ZM151 180H152V179H151ZM151 180H150V182H151ZM192 180H193V178H192ZM192 180H190V181H192ZM198 180H199V179H198ZM198 180H196V181H197V183L199 184V182H201V181H198ZM220 180H221V179H220ZM223 180H224V179H223ZM237 180H239V179H237ZM259 180L262 181V179H259ZM53 181H54V180H53ZM71 181H70V183H71ZM133 181H134V180H133ZM152 181H153V180H152ZM156 181H157V180H156ZM179 181H180V180H179ZM194 181H195V180H194ZM194 181H193V182H194ZM202 181H204V180H202ZM210 181H211V180H210ZM243 181H244V180H243ZM73 182H75V179L73 180ZM154 182H155V181H154ZM53 183H54V182H53ZM56 183H57V182H56ZM130 183H133V182H129V184H130ZM182 183H184V182H180L181 186H182V185L184 186L185 183H184V184H182ZM186 183H188V181H187ZM189 183H190V182H189ZM57 184H58V183H57ZM57 184L54 183V186L57 185ZM123 184H124V185H127L128 183H127V184H126V183H123ZM123 184H121L120 187H121ZM180 184H179V182L177 181V185L179 186ZM201 184H202V183H201ZM223 184H224V183H223ZM223 184H222V188H223ZM67 185H68V184H67ZM67 185H66V186H67ZM74 185H76V184H74ZM74 185H72V186H73V187H76V186H74ZM177 185H176V183H175V186H177ZM186 185H187V184H186ZM189 185H190V184H189ZM193 185H194V183H193ZM66 186H65V189H66ZM70 186H71V184H70ZM128 186H130V185H128ZM187 186H188V185H187ZM187 186H185V187H183V188H187ZM191 186H192V185H191ZM199 186H200V184L198 185V187H199ZM55 187H56V186H55ZM77 187H78V189L80 188V189H79V190H80L79 192H81V190H82L81 187H84V188H85L86 186H84V185L82 186L81 184H79V186H77ZM77 187H76V188H73V196H76V195H78V193H79V192H77V194L74 195V190L76 189V190H75V193H76V191H78V190H77ZM192 187H193V186H192ZM202 187H204V186H202ZM220 187H221V186H220ZM87 188H88V187H87ZM121 188H122V187H121ZM125 188H127V186H125ZM128 188H129V187H128ZM188 188H190V186H189ZM188 188H187V189H188ZM228 188H229V187H228ZM228 188L225 187L224 189H228ZM232 188H234V187H231V189H232ZM28 189H29V188H28ZM33 189H35L34 186H33L32 190H33ZM41 189H42V190H41ZM85 189H86V188H85ZM85 189H83L82 192H84ZM117 189H119V190H122V189H123L122 192L124 193V195H125L126 193H128L127 191L129 190V189H127V191H126V193H125V191H124L125 189H124V188L120 189V188L118 187ZM117 189H116V190H117ZM250 189H251V191H252L253 188H250ZM30 190H31V188H30ZM40 190H41V191H40ZM119 190H117V191L120 192V194L122 195V197H121V195H119L120 197L118 196L117 198H115V197L117 196V194H116V196H115V193H116V192L114 191L113 199H116V203H118V205L123 206V205H124V204H123L124 202H122V201H124V200H123L124 198H123V194H122V192L119 191ZM232 190H233V189H232ZM33 191H34V193H33ZM33 191H31V192L29 191V192H26V193H27V194L30 193L29 195H30L31 197H33L34 194H35V196H34L33 198L36 200V198H37V194L35 193V190H33ZM38 191H40V192H38ZM38 191H37V193L40 194V195H38V196H41V197H42V191H43V188L41 187ZM65 191H66V190H65ZM201 191H202V189H201ZM44 192H45V193H43L44 196H45L47 193L49 194L48 190H45V189H44ZM46 192H47V193H46ZM118 192H117V193H118ZM230 192H231V191H229V192H227V193L224 192V193H225V194H228V193H230ZM252 192H253V191H252ZM32 193H33V195H32ZM65 194H66V196H65L66 199L69 198V196H68L69 193H68V194L65 193ZM71 194H72V192H71ZM80 194H81V196H84L83 193H79V195H80ZM82 194H83V195H82ZM199 194H200V193H199ZM219 194H220V193H219ZM225 194H224V196H225ZM242 194H243V193H242ZM79 195L76 196V197H78L77 199H79V197H80ZM228 195H229V194H228ZM263 195H264V194H263ZM47 196L51 199L50 196H52V195L49 194V195H47ZM47 196H45V197H47ZM73 196H72V198H74ZM224 196H223V198H224ZM35 197H36V198H35ZM45 197H44V198H41V201L37 200V201H38L37 204H38V203L41 204L42 200L45 199ZM76 197H75V198H76ZM220 197H221V196H220ZM39 198H40V197H39ZM49 198H46V199L49 200ZM52 198H54V196H52ZM60 198H61V196H60ZM62 198H63V200H62ZM62 198H61L60 200H61V202H62V201H63V202H62V205H61V203H60V205H61L62 207H63V206H65V207H63V209H62V207H61L62 210L59 208V213H57V214H60V211H63L64 208L66 209V210H64V211L69 210V209L67 208L68 206H67V205H64V204H65L64 201H66V199L64 200V196H62ZM83 198H84V197H83ZM119 198H120V199H119ZM121 198H122V199H121ZM225 198H228V197H225ZM37 199H38V198H37ZM81 199H82V197H80V200H81ZM86 199H87L86 196H85V199H83V202H79V200H76V199H73V200L71 201V200L69 199L70 202H72V203H70V206H71V204H74L73 206L76 207V208H74V209L72 208V209H73V210H76V209L79 207L80 204L82 205V204L85 202L84 200H86ZM118 199H119L120 201L122 200V201L120 202V204H119V200H118ZM221 199H222V198H221ZM239 199H240V198H239ZM69 200H67V201L69 202ZM215 200H216V199H215ZM74 201H76V202L73 203ZM86 201H87V200H86ZM89 201H91L90 198H88L87 203H88ZM113 201H114V200H113ZM117 201H118V202H117ZM221 201H222V200H221ZM223 201H224V200H223ZM68 202H66V204L69 205ZM77 202L80 203V204H78ZM235 202L237 203V202H239V201H235ZM76 203H77V204H76ZM87 203H86V204H87ZM121 203H122V204H121ZM138 203H140V202H138ZM213 203H215V201H213ZM236 203H232L231 205L234 204V206H238L239 203H238L237 205H235ZM240 203H241V202H240ZM8 204H10V203H8ZM32 204H35V205H36V203H34V202H33ZM86 204H85V206L82 205V209L85 210V211H88V210H87V207L89 208V205L86 207ZM35 205H34V206H35ZM41 205H43V204H41ZM45 205H46V204H45ZM75 205H77V206H75ZM81 205H80V206H81ZM220 205H221V204H220ZM224 205H225V204H224ZM126 206H128V205H126ZM176 206H177V205H176ZM178 206H179V205H178ZM210 206H211V205H210ZM222 206H223V205H222ZM239 206H240V205H239ZM42 207H43V206H42ZM71 207H72V206H71ZM84 207H86V209H85ZM123 207H124V206H123ZM171 207H172V206H171ZM171 207H170V208H171ZM174 207H175V206H174ZM212 207H213V206H212ZM226 207H227V208H226ZM43 208H44V207H43ZM126 208H127V207H126ZM128 208H130V207L128 206ZM138 208L142 210V209H144L145 207H143V208H142V207H141V208L138 207ZM177 208H178V207H177ZM183 208H184V207H183ZM185 208H186V206H185ZM209 208H210V207H209ZM217 208H218V206H217ZM224 208H226V210H227V209H228V206H225V207L223 206V209H224ZM241 208H242V207H241ZM171 209H172V208H171ZM179 209H180V208H178V211H180ZM218 209H221V207L219 206ZM218 209H212L213 211H212L211 213L213 214L214 210H217V213H215V214H218V212H219ZM77 210H78V209H77ZM77 210H76V211H77ZM172 210H173V212L171 211L170 214H169V216H172V213H173L174 216H177V214H176V215L174 214V209H172ZM182 210H183V209H182ZM209 210H210V209H209ZM231 210H232V209H231ZM231 210H230V211H231ZM233 210H234V209H233ZM236 210H238V209H236ZM79 211H80V209H79ZM79 211H77V212H79ZM178 211H177V209H176V212L179 214ZM202 211H203V210H202ZM202 211H201V212H202ZM204 211L207 212L208 210L205 209ZM204 211H203V212H204ZM243 211H244V210H243ZM55 212H56V211H55ZM55 212H54V213H55ZM67 212H68V214H71L70 212H72V210L70 209V210L67 211ZM183 212H184V210H183ZM233 212H234V211H233ZM61 213L63 214V212H61ZM65 213H66V212H65ZM167 213H169V211H168ZM167 213H166V215H168ZM181 213H182V211H181ZM195 213H196V212H195ZM204 213H205V212H204ZM209 213H210V212H209ZM211 213H210V214H211ZM219 213L221 214V212H219ZM226 213H227V212H226ZM226 213H225V214H226ZM242 213H243V212H242ZM242 213H241V214H242ZM196 214L201 215L202 213L198 212V213H196ZM210 214H209V215H210ZM212 214H211V215H212ZM215 214H214V215H215ZM220 214H218L219 218H220ZM223 214H224V213H223ZM241 214H239V215H241ZM89 215H90V214H89ZM138 215H139V214H138ZM193 215H194V214H193ZM203 215H204V214H202L201 216L203 217ZM243 215H244V214H243ZM243 215H242V216H243ZM140 216H141V215H139L138 217L141 218ZM169 216H168V217H169ZM205 216H206V213H205ZM205 216H204V217H205ZM165 217H167V216H165ZM168 217H167V218H168ZM194 217H195V216H194ZM213 217H214V216H213ZM231 217H232V216H231ZM139 218H138V220H140ZM167 218H164V220H165L166 222H168V221H169L170 219H172V218H173V220H175L174 217H171L170 219L168 218L169 220H168ZM190 218H191V219H194L192 216H191ZM197 218H198V217H196V219H197ZM207 218H208V216H207ZM209 218H211V216H210ZM233 218H234V217H233ZM212 219H213V218H212ZM221 219H222V218H221ZM198 220H199V218H198ZM215 220H216V219H215ZM215 220H214V221H215ZM218 220L220 221V219H218ZM165 221H163L164 224L166 223ZM171 221H172V220H171ZM171 221H170V223L173 224V221H172V222H171ZM194 221H195V220H194ZM196 221H197V220H196ZM196 221H195V222H196ZM200 221H201V219H200ZM203 221H204V220H203ZM203 221H202V222H203ZM211 221H212V220H211ZM216 221H217V220H216ZM216 221H215V222H216ZM23 222L25 223L23 229L26 228V229H27L26 232H29L28 228L26 227V226L29 227V225H28L29 222H28V223H27L26 221H23ZM23 222H21V223L23 224ZM89 222H91L90 219H89L88 223H89ZM115 222H116V221H115ZM197 222H199V221H197ZM205 222H207V220H206ZM217 222H218V221H217ZM38 223H39V221H38ZM38 223H35V224L37 225ZM88 223H87V225H88ZM113 223H114V222H113ZM139 223H140V222H139ZM191 223H193V222L191 221ZM115 224L118 225V223H114V225H115ZM174 224H175V222H174ZM181 224L184 225V223H181ZM194 224H195V223H194ZM203 224H204V223H203ZM209 224H210V223H209ZM209 224L207 223V225H206V223H205V225H206L207 227L210 226ZM20 225H21V224H20ZM36 225L33 226V224H32L33 227H35ZM114 225H113V227L116 226V225H115V226H114ZM162 225H163V223H162ZM165 225H166V224H165ZM200 225H202V224H200ZM22 226H23V225H21V227H22ZM163 226H164V225H163ZM163 226H162V227H163ZM173 226H174V225H173ZM186 226H187V225H185V227H184V226H183V227H184V228H187ZM202 226L204 227V225H202ZM33 227H32V228H33ZM118 227H119V226H118ZM123 227H124V226H122L121 228L119 227V229H117V227H116L113 233L117 235V231H119L120 229H122L123 232H124L125 230H124ZM125 227H126V226H125ZM164 227H166V226H164ZM171 227H172V226H171ZM171 227H170V228H171ZM194 227H195V226H194ZM200 227H201V226H200ZM211 227H212V225H211ZM211 227H210V228H211ZM56 228H57V226H56ZM58 228H59V227H58ZM58 228H57V229H58ZM174 228H175V227H173V229H174ZM188 228H189V227H188ZM208 228H209V227H208ZM208 228L206 229L207 231H208ZM213 228H214V227H213ZM23 229H22V230H23ZM29 229H30V227H29ZM35 229H36V227H35ZM57 229H56V231H57ZM126 229H127L126 231H128V233H129L130 230L132 231V229H129V230H128V225H127ZM162 229H164V228H162ZM171 229H172V228H171ZM171 229H168V232H169V230H171ZM192 229H193V228H192ZM195 229H198V228H195ZM211 229H212V228H211ZM46 230H47V229H45V232H43L44 230H42V232L45 234V233H46ZM59 230H60V229H59ZM59 230L57 231V233H59ZM116 230H117V231H116ZM203 230H205V229H201L202 232H203ZM206 230H205L204 232H206ZM24 231H25V230H24ZM34 231H37V230H34ZM102 231H103V230H101V233H102ZM105 231H106V230H105ZM115 231H116V232H115ZM162 231H164V230H162ZM174 231H175V230H174ZM176 231H177V230H176ZM42 232H41V234H43ZM65 232L67 233V231H65ZM65 232H64V233H65ZM97 232H98V231H97ZM103 232H104V231H103ZM168 232H167V233L165 232V234H167L166 237H164L165 234L162 232V236H163V238H166V240H167V237H168ZM178 232H179V230H178ZM198 232H199V230H198ZM204 232H203V233H204ZM61 233L64 234L63 232H61ZM172 233H173V232H171V234H172ZM199 233L202 235L201 232H199ZM199 233H198V234H199ZM31 234H32V235L34 234L33 237H36V236L38 237V236H39L38 234L35 235L34 232L31 233ZM41 234H40V236H41ZM44 234H43V235H44ZM46 234H47V233H46ZM46 234H45V237H46V236H47V237L50 236V235L48 236V235H46ZM51 234H52V233H51ZM59 234H60V233H59ZM114 234H113V235H114ZM163 234H164V235H163ZM174 234H176V233L174 232ZM174 234H173V236H174ZM43 235H42V236H43ZM52 235H53V234H52ZM67 235H68V233H67ZM160 235H161V234H160ZM169 235H170V233H169ZM40 236L38 237V239L40 238V239H39V242L43 241L42 239L44 238V236H43V238H41ZM53 236H54V235H53ZM53 236H52V238H54ZM70 236H71V235H70ZM175 236H177V235H175ZM47 237H46V238H47ZM93 237H94V236H93ZM125 237H126V236H125ZM170 237H171V240L173 239V241H174V238H175V237H172V236H170ZM178 237H179V236H178ZM178 237H176V238H178ZM189 237H190V236H189ZM31 238H32V237H31ZM46 238H44V240H45ZM50 238H51V237H50ZM52 238H51V239H52ZM66 238H67V237H66ZM91 238H92V237H90L89 239H91ZM161 238H162V237H160V241H161V240H162V241L164 240V243H165V242L167 243V241H166L165 239H161ZM176 238H175V239H176ZM191 238H192V236H191ZM32 239H33V238H32ZM38 239H36L35 241L38 242ZM47 239H48V242H49L50 239H49V238H47ZM47 239H46V240H47ZM68 239H69V238H68ZM92 239H93V238H92ZM94 239H95V238H94ZM94 239H93V240H94ZM124 239H125V238H124ZM52 240L54 241L55 238L52 239ZM100 240H101V239H100ZM168 240H170V239H168ZM187 240H188V239H187ZM31 241H32V240H31ZM53 241H51V242H53ZM106 241H108V240L106 239ZM182 241H183V240H182ZM65 242H66V241H65ZM104 242H105V241H104ZM170 242H172V241H168V244H170ZM44 243L47 244V241L44 242ZM44 243L42 242V243H41L42 245H40V243H39V244L37 243V244H38L39 246H42V248H43ZM61 243H62V242H61ZM166 243H165V244H166ZM174 243H175V241H174ZM21 244H22V243H21ZM101 244H102V243H101ZM109 244H110V243H109ZM109 244H108V242H107L106 245L109 247V246H110ZM162 244H163V243L160 244L159 248H160V247L162 248L163 246L165 247V244H164L163 246H162ZM181 244L185 246V243H181ZM38 245H37V247H38ZM172 245H173V244H172ZM172 245H169V246H171L170 249H171V248L173 249V248H174L173 246H175V245H173V246H172ZM179 245H180V244H179ZM29 246L31 247V246H33V245H29ZM60 246H61V245H60ZM102 246H103V244H102ZM102 246H101V247H102ZM107 246H104V248L107 247ZM169 246H166L165 248H167V249L169 250ZM186 246H187V245H186ZM21 247H24V246H20V249H21ZM37 247H36V248H37ZM180 247H181V246H179V248H180ZM0 248H1V247H0ZM25 248H27V247H25ZM25 248H24V249H25ZM32 248H34V246H33ZM32 248H31V249H32ZM40 248H41V247H40ZM40 248H39V249H40ZM42 248H41V249H42ZM54 248H55V247H54ZM54 248H53V249H54ZM57 248H59V247L56 246V249H55L56 251H57V250L60 251V252L62 251V248H61V247H60L61 249H60V248L57 249ZM142 248H144V247H142ZM145 248H146V247H145ZM179 248H178V249H179ZM183 248H184V247L182 246V250H183ZM188 248H190V245H189ZM188 248H184V250H187ZM20 249L17 248V250H19V253L21 254ZM27 249H29V247H28ZM31 249H29V252H28L27 250H25V251L28 252V254H30V255H28V254L26 253V254H27V255H26V258H24V259L21 258L22 255H21L20 257L18 256V257H16V258H19V260L22 259V260H24L25 262H28V261H26V260L29 259V262L31 263V262H33V261H30V260H32V259H31V256H32L33 254H34L33 256H36L37 254H39V256H38L37 259H39V257H40V259H39V261H40L41 258H42V260H43V257H45L46 254H47L48 252H50V253H48L47 256L53 255V252H54V250L50 249V247H49V249H50L49 251H46V250L43 251V253H44V252H47V253H45V256H44V255L41 256V255H42L41 253H42V250H43V249L41 250V253H40V250L37 251V249H36V250H34V251H33V250L30 251ZM191 249H192V248H191ZM145 250H146V249H145ZM145 250H144V251H145ZM174 250H177V248L175 247ZM174 250H173V252H174ZM184 250H183V251H184ZM51 251H53L52 254H51ZM58 251H57V252H58ZM177 251H178V250H177ZM177 251H175V252L178 253ZM194 251H195V250H194ZM15 252H17L16 250L14 251V254H15V255H18V254L15 253ZM38 252H39V253H38ZM60 252H59V253H60ZM62 252H63V251H62ZM22 253H23V252H22ZM31 253H32V255H31ZM59 253H56V254L59 255ZM181 253H182V252L180 251V253H178V254L180 255ZM183 253H184V252H183ZM40 254H41V255H40ZM60 254L62 255V253H60ZM166 254L169 255V256H172V255H170L171 252L169 253V252L167 251ZM159 255H161V254H159ZM159 255H158V256H159ZM173 255H174V254H173ZM3 256H4V255H3ZM3 256H1V257H3ZM23 256H24V254H23ZM27 256H28V257L30 256V257L28 258ZM47 256H46V257H47ZM54 256H55V253H54ZM54 256H52V257H54ZM65 256L67 257L68 255H67V254H64V258H65ZM52 257H50V258H52ZM164 257L168 259V257H166V255H165ZM164 257H163V258H164ZM176 257L178 258L177 261L180 262L181 260L179 261V259H180L181 257H179V256H176ZM3 258H5V257H3ZM14 258H15V257H14ZM27 258H28V259H27ZM56 258H57V260H56V261H53V260H55ZM56 258H52V260H50V263L52 264L51 261H53V264H70L71 262H74L73 260L70 261L69 263L66 262V261H69V260H67V259L69 258V256L67 257V259L65 258L64 260H61V259H59L58 257H56ZM163 258H160V259H163ZM170 258H171V257H170ZM170 258H169V259H170ZM173 258H175V257H173ZM223 258H224V257H223ZM37 259H34V260L36 261ZM2 260H3V259H1L0 262H1ZM42 260H41V261H42ZM65 260H66V261H65ZM157 260H158V258H157ZM164 260L166 261V259H164ZM171 260H172V259H171ZM171 260H168V261H171ZM174 260H176V259H174ZM191 260H192V259H191ZM20 261H21V260H20ZM24 261H23V263L25 264ZM152 261H154L155 264L157 263V262H156V259H155V260H152ZM162 261H163V260H162ZM162 261H160V262H162ZM165 261L162 262V263L169 264L168 261H167V262H165ZM189 261H190V260H189ZM14 262L16 263V262H19V261H15V260H14ZM21 262H22V261H21ZM160 262L158 261V263H160ZM171 262H172V261H171ZM171 262H170V264H171ZM175 262H176V261H175ZM19 263H20V262H19ZM19 263H17V264H19ZM50 263H49V264H50ZM162 263H160V264H162ZM176 263H177V262H176ZM45 264H46V263H45ZM47 264H48V263H47ZM71 264H72V263H71ZM73 264H74V263H73ZM76 264H77V263H76ZM81 264H82V263H81ZM148 264H149V263H148ZM151 264H153V262H151ZM173 264H174V263H173Z\"/></svg>",
	"mask_w": 264,
	"mask_h": 264
}]
</instances>
